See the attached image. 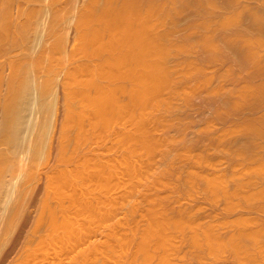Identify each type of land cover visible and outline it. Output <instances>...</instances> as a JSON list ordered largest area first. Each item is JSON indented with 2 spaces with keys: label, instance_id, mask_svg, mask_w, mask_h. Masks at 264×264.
<instances>
[{
  "label": "bare ground",
  "instance_id": "bare-ground-1",
  "mask_svg": "<svg viewBox=\"0 0 264 264\" xmlns=\"http://www.w3.org/2000/svg\"><path fill=\"white\" fill-rule=\"evenodd\" d=\"M73 1V0H71ZM68 0L67 1H63V0H0V57H5L6 59H4L6 65L8 66L9 70V74L7 76V78H4L2 75V71L1 69L3 70V68L6 66L3 65V63L0 64V67L3 65L2 68H0V126H1V129H0V211H2V215H0V231H1V225L5 228V232L3 231L2 234L4 233H8L11 229H6L9 225V223L11 224L9 227L12 226V220H13V223H14V216L16 218V216L18 215H15L16 212H18L17 210H21V200H20V197H21V191L22 190H25V188H23V181H24V178H22V175L24 174L23 170L25 168H27V172L28 170H32L33 169V166L34 163L36 160L38 161V156L36 155H39L42 153L43 155V150H44V144L47 142V137H46V134L48 135V127H50L48 123H50V121L52 120L51 117L53 116L52 115V109L54 108L53 106L55 105V97H54V85H55V82H56V78L58 77L57 72H60L58 71V68L61 69L62 68H65L66 64L70 63V60L73 59V63L76 61L78 64L76 65H73L72 63L69 65V66H72V68L68 69H61L65 72V70H68L66 71L65 73H63V75L67 74V77L64 76V78L66 77V81L64 80V83L65 85L63 84L62 86L63 89L65 90V95H66V100H65V103H66V107H67V111L65 110V112L67 113V118L66 120L64 121V124L63 127L65 128V126H67L68 128H72V126L78 128V131L79 132H76V133H79V139H78V143L79 142H83L84 140L86 141L88 139V142L89 140L91 139V137L95 138L96 140V136H100V135H95V132L98 130L102 131V132H106V131H110L109 129H111L112 125L115 123V122H118V120L120 119H125V124L126 123H129L131 122L133 127L130 126L131 128H135V131L133 129H128V131L125 133V131L127 130L128 128V124H126V130L122 133H124V146L126 145L129 149L128 151L130 152V158L131 156H134L136 154V151H138L139 153L143 152V151H139V149L141 148L142 150H144V152H146L147 154L151 155L154 154L157 150V147L159 145V140H150L148 137L149 135H152V134H147V132L149 130V126L152 125L151 124V121L153 120V117L152 115L150 116V112L149 111H153V110H159L162 106H165L166 109H169L171 108L170 106L173 105V103L176 101L175 98L178 96V97H184V96H187L185 97L186 101H187V98H188V94L186 93V91L184 90H180L178 89V86H181V85H178L179 82H178V75L177 73L175 72V70H172L174 67L170 68V63H169V57L172 53V46L170 44V40L168 38V35L167 33H165L164 31L160 32L161 30V26L166 22V21H170V11H168L169 14H167V8H168V5L169 7L171 5L174 4V2L176 3V0H172L171 1V5L168 4L167 7H165L164 5H162V2L161 3V0H88L89 2H86L87 6H84V9L83 7H80L82 8V10H80V8L78 7L77 10L79 11H82L79 15H78V12H76V7L74 2L76 0L73 1V3ZM87 1V0H86ZM205 1V4H209L210 6L213 5L214 1L215 0H204ZM202 1V2H204ZM226 1V0H224ZM77 2V1H76ZM178 2V1H177ZM184 2V0H183ZM199 2V1H198ZM201 2V3H202ZM70 3V4H69ZM72 3V5H71ZM186 3V1L184 2ZM183 3V5H184ZM69 4V5H68ZM84 3V5H86ZM176 4H180L182 5L181 1L179 3H176ZM197 4V3H196ZM203 4V3H202ZM77 5V3H76ZM175 5V4H174ZM83 6V5H82ZM185 6V5H184ZM183 6V8H184ZM174 7V6H173ZM178 7V6H176ZM182 7V6H181ZM75 8V9H73ZM172 8V7H171ZM186 8V7H185ZM215 8V7H214ZM75 10V14L73 10ZM179 9V8H178ZM176 9V11L178 10ZM73 11V13H72ZM183 11V10H182ZM174 13V12H172ZM178 13V11H177ZM74 15H77V16H74ZM172 15V14H171ZM176 15V14H175ZM180 15V14H179ZM234 15V14H233ZM242 15V14H241ZM240 15V16H241ZM252 25H250L251 29L250 30H256V31H262L264 32V15H258V14H252ZM73 16V17H72ZM177 16V15H176ZM236 15H234L235 17ZM173 17V16H171ZM233 16L229 18H227L226 20H223L224 21V27L225 26H228L231 22H233L234 18ZM75 18V20H74ZM177 18V17H175ZM174 18V19H175ZM238 19V18H237ZM236 19V20H237ZM177 20V19H176ZM173 21V19H172ZM222 21V22H223ZM72 22H74L75 25H73L74 27L76 26V28H74L75 32H76V41H78V45L76 44V50L75 52H72L69 54V56H66V48L63 47L64 46V38L66 37L65 33H64V30L65 28L67 27L68 28V24H73ZM171 22V21H170ZM174 22V21H173ZM168 23V22H167ZM172 23V22H171ZM170 23V25H171ZM69 24V25H70ZM178 24V23H177ZM182 24V23H181ZM206 24V23H205ZM166 25V24H165ZM179 25V24H178ZM193 25V24H192ZM72 26V27H73ZM169 26V25H168ZM176 26V25H175ZM71 28V26H69ZM164 27V25H163ZM188 27V26H187ZM160 28V29H159ZM167 28V27H166ZM173 28V27H171ZM186 28V27H185ZM191 28V27H190ZM195 28V27H194ZM197 28V27H196ZM200 28V27H199ZM205 28V27H204ZM168 29V28H167ZM189 29V28H188ZM208 29V28H207ZM67 30V29H66ZM65 30V31H66ZM69 30V28H68ZM71 30V29H70ZM164 30V29H163ZM173 30V29H172ZM187 30V29H186ZM185 30V31H186ZM198 30V29H197ZM201 30V29H200ZM166 31V30H165ZM174 31V30H173ZM191 31V30H190ZM239 31V30H238ZM167 32V31H166ZM170 32H171V29H170ZM237 31H235L236 33ZM67 33V32H66ZM169 33V32H168ZM189 33V32H188ZM243 33V32H241ZM185 35H187L185 32L183 33ZM189 35V34H188ZM240 35V34H239ZM238 35V36H239ZM65 36V37H64ZM68 36V35H67ZM171 36V34H170ZM184 36V35H182ZM213 36V35H212ZM74 37V38H75ZM180 37V36H179ZM174 38V36H173ZM178 38V37H177ZM186 38V37H185ZM184 38V40H185ZM204 38V36L202 37ZM208 38V35L207 37H205V39ZM172 39V38H170ZM180 39V38H179ZM175 41V42H178V40ZM213 39V38H211ZM67 40V39H66ZM65 40V42H66ZM183 40V41H184ZM208 40V39H207ZM73 41V39H72ZM182 41V40H181ZM198 41V40H197ZM210 41V40H209ZM209 41H205L204 43V49L207 51V52H210L211 50L215 49V46L213 45L212 42H209ZM249 41V40H248ZM203 42V40L201 41ZM173 43V41H172ZM187 43V42H185ZM196 43V42H195ZM66 44V43H65ZM176 44V43H174ZM173 44V46H174ZM198 44V43H197ZM216 44V43H215ZM177 45V44H176ZM224 45L228 48V49H231L233 50L232 51V59H236L237 61L236 62H240L239 63V66H243V67H246V66H258L261 65V61L258 60L260 58H258V50L255 46H264V39H259V38H255V39H252L251 42H246L245 43V46L243 48H240L238 45H235V43H224ZM66 46V45H65ZM180 46V45H179ZM185 46V45H184ZM197 46V45H196ZM202 46V44H201ZM176 47V46H174ZM181 47V46H180ZM194 47V46H193ZM65 48V49H64ZM179 48V47H178ZM183 49H179V51L183 50V51H186L184 49V47H182ZM200 48V47H199ZM264 48V47H262ZM198 49V48H197ZM202 49V48H201ZM202 49V50H204ZM217 49V48H216ZM257 51H256V50ZM64 50H65V53H64ZM176 51V50H175ZM178 51V50H177ZM182 51V53H183ZM193 51V50H192ZM215 51V50H214ZM187 52V51H186ZM190 52V51H189ZM188 52V53H189ZM204 52V51H202ZM69 53V52H68ZM176 53V52H175ZM206 53V52H205ZM215 53V52H214ZM66 54V55H65ZM173 54V53H172ZM192 54V53H191ZM210 54V53H209ZM180 55V54H179ZM215 55V54H213ZM222 55V54H221ZM172 56V55H171ZM178 56V55H177ZM201 56V55H200ZM209 56V55H207ZM68 57L69 60L67 59ZM211 57V56H210ZM80 58V63L79 61H77L76 59ZM83 58V60L81 59ZM172 58V57H171ZM179 58V57H178ZM207 59H209L208 57H206ZM1 59V58H0ZM187 59V58H186ZM204 59V58H203ZM213 57H211L210 60H212ZM66 60H68L66 63ZM172 60V59H171ZM185 60V58H184ZM189 60V58H188ZM82 61V62H81ZM190 61V60H189ZM175 62V61H174ZM182 62V61H181ZM4 63V64H5ZM66 63V64H65ZM184 63V62H183ZM223 63V62H222ZM258 63V64H257ZM192 64V62L190 63ZM66 65V66H64ZM173 65V64H172ZM182 65V64H181ZM184 65V64H183ZM64 66V67H63ZM68 66V67H69ZM174 66V65H173ZM194 65H192L193 67ZM186 67V66H185ZM188 67V68H187ZM186 68H183V70L180 72L181 73V76H189L190 74H194L193 71H196L194 68H189V64L187 65ZM195 67V66H194ZM198 68V67H197ZM59 69V70H60ZM202 69V68H201ZM209 69V68H208ZM181 70V69H180ZM179 71V70H178ZM199 71V69L197 70ZM201 72V71H200ZM213 72V71H212ZM205 73V72H204ZM189 74V75H188ZM197 75V74H196ZM6 76V75H5ZM185 76V77H186ZM193 76V75H191ZM201 76V75H200ZM190 77V76H189ZM199 77V76H198ZM202 77V76H201ZM195 78V77H193ZM187 80V79H185ZM203 80V79H202ZM198 81V80H197ZM207 81V80H206ZM178 82V83H177ZM182 82V81H181ZM57 83V82H56ZM185 83V82H183ZM193 82H191L192 84ZM195 83V82H194ZM204 84V83H203ZM183 85V84H182ZM188 85V84H187ZM260 85V86H259ZM258 85V88H255L253 90L251 89H248L249 91H251V94L255 95L254 93H257L258 97L260 96V99L262 97H264V83H260ZM203 86V85H202ZM183 87V86H182ZM190 87V86H188ZM180 88V87H179ZM199 88V87H198ZM197 88V89H198ZM59 89V88H58ZM201 89V88H200ZM207 89V88H206ZM57 90V89H56ZM60 90V89H59ZM62 90V89H61ZM180 91V92H179ZM248 91V92H249ZM57 92V91H56ZM188 92V91H187ZM61 93V92H60ZM127 95L128 99H127V102L126 103H122L120 102V99L119 96L120 95ZM64 95V94H63ZM190 95V94H189ZM262 96V97H261ZM126 97V96H125ZM197 97V96H196ZM212 97V96H211ZM228 96H225L224 97V104H228ZM179 98V99H180ZM214 98V97H213ZM221 98V97H220ZM123 99H125L123 97ZM177 99V98H176ZM183 99V98H182ZM257 99V98H256ZM175 100V101H174ZM217 100V99H216ZM230 100V99H229ZM123 101V100H121ZM178 101V99H177ZM185 101V100H184ZM192 101V100H191ZM223 101V99H222ZM228 101V102H227ZM256 102L258 100H255ZM182 102V101H181ZM255 102V103H256ZM60 103V102H59ZM232 103V102H231ZM235 103V102H234ZM253 103V104H255ZM262 103V101H261ZM182 104V103H181ZM257 104V103H256ZM260 104V103H259ZM178 105V104H176ZM191 105V104H189ZM230 105L232 108H239L237 105L235 104H228ZM175 106V105H174ZM173 106V107H174ZM229 106V107H230ZM255 106V105H254ZM62 107V106H61ZM64 107V106H63ZM165 107H162L165 109ZM58 108V107H57ZM65 109V108H64ZM181 109V108H180ZM185 109V108H184ZM177 110V109H176ZM161 111V109H160ZM159 111V113H160ZM167 111V110H166ZM164 111V112H166ZM171 111V110H169ZM183 111V110H182ZM239 111V110H238ZM62 112V111H61ZM163 112V110H162ZM161 112V113H162ZM163 112V113H164ZM172 112V111H171ZM184 112V111H183ZM181 112V113H183ZM152 113V112H151ZM160 113V114H161ZM169 113V112H168ZM176 113V112H175ZM178 113V112H177ZM180 113V111H179ZM55 114V113H54ZM155 114H157L155 112ZM167 114V113H166ZM66 115V114H65ZM64 115V116H65ZM63 116V115H62ZM155 116V115H154ZM165 116V115H164ZM175 116H178L175 115ZM50 117V119H49ZM157 117V116H156ZM172 117V116H171ZM183 117V116H182ZM155 118V117H154ZM159 118V117H158ZM161 118V117H160ZM170 118V116H169ZM168 119V118H167ZM171 119V118H170ZM49 120V121H48ZM54 120V119H53ZM157 120V118H156ZM155 120V121H156ZM164 120V119H163ZM61 121V120H60ZM61 121V122H63ZM162 121V120H161ZM168 121H171V120H168ZM52 122V121H51ZM56 122V121H55ZM89 123L90 125V128L86 127L85 126V123ZM160 122V121H159ZM158 122V123H159ZM175 122V121H174ZM257 122H260L259 126L256 127H252V129H249V130H252L250 131L251 132V135L253 136H248V137H241V139H238V144L236 145V147L238 146V149L240 152V156H241V160L242 161L241 163H243L245 165V162L247 160V163L248 161L251 162L250 159H253L254 156H252L253 154L254 155H257V153L255 154V151L254 150V146H253V143L251 144L248 140L249 138L251 137H254L256 136L257 138H264V117H262V120L260 119L259 121ZM256 122V123H257ZM119 123V122H118ZM130 123V125H131ZM157 123V121H156ZM171 123V122H170ZM117 125V123H115ZM180 124V123H179ZM242 124V123H241ZM253 124V123H252ZM115 125V126H116ZM122 125V124H121ZM154 125V124H153ZM247 125V124H246ZM166 126V125H165ZM164 126V127H165ZM168 126V125H167ZM66 127V128H67ZM117 127V126H116ZM124 128V126H122ZM129 127V128H130ZM159 127V126H158ZM172 127V126H171ZM180 127V126H179ZM51 128V127H50ZM60 128V127H59ZM86 128L88 130H86ZM161 128V126H160ZM47 129V130H46ZM90 129V131H89ZM113 129V128H112ZM166 129V128H165ZM247 129V130H248ZM66 130V129H65ZM64 130V133L66 134ZM74 130V129H73ZM117 130V129H115ZM124 130V129H123ZM153 131V129H151ZM160 130V129H159ZM167 130V129H166ZM172 130V129H171ZM183 130V129H182ZM181 130V131H182ZM68 131V130H66ZM71 131V130H70ZM68 131V132H70ZM77 131V130H76ZM112 131V130H111ZM130 131H133L135 133H132ZM243 131V130H242ZM52 132H53V129H52ZM51 132V133H52ZM60 133V131H58ZM63 132V131H61ZM101 132V133H102ZM116 132V131H115ZM148 132V133H149ZM163 131L161 130V133ZM167 132V131H166ZM169 132V130H168ZM171 132V131H170ZM233 132V131H232ZM240 132V131H239ZM244 132V131H243ZM72 133V132H71ZM98 133V132H97ZM122 133H121V136H122ZM245 133V132H244ZM50 134V132H49ZM53 134V133H52ZM68 134V133H67ZM70 134V133H69ZM160 134V133H159ZM168 134V133H167ZM105 135V134H103ZM102 135V136H103ZM109 135V134H108ZM164 135V134H163ZM173 135V134H172ZM227 135V134H226ZM239 135V134H238ZM245 136H247L246 134H244ZM243 135V136H244ZM249 135V134H248ZM61 136V135H60ZM70 136V135H69ZM113 136V135H112ZM118 136V135H116ZM154 136V134H153ZM158 136V135H156ZM50 137V136H49ZM62 137H64L62 135ZM74 138V135L72 136ZM106 137V135H105ZM160 137V136H159ZM178 137V136H177ZM235 137V136H234ZM46 138V139H45ZM77 138V137H76ZM75 138V139H76ZM152 138V137H150ZM163 138V136H162ZM168 138V137H166ZM230 138V137H229ZM44 139L46 142H44ZM66 139V138H65ZM68 139V138H67ZM71 139V138H69ZM98 139V138H97ZM100 139V138H99ZM102 139V137H101ZM113 139V138H112ZM116 139V138H114ZM119 139H121V137H119ZM123 139V138H122ZM121 139V140H122ZM155 139V138H154ZM159 139V138H158ZM161 139V138H160ZM222 139V138H221ZM63 140V139H62ZM73 140V139H72ZM93 140V139H91ZM93 140V141H95ZM109 140V139H108ZM119 140V142L121 141ZM138 140L137 142V148L138 150H136V145H133L134 142ZM163 139H161L160 141H162ZM166 140H169V139H166ZM165 140V141H166ZM176 140V139H175ZM227 140V139H226ZM65 141V140H63ZM77 142V140H75ZM74 141V142H75ZM84 141V142H85ZM97 141V140H96ZM113 141V140H112ZM171 141H173L171 139ZM182 141V140H181ZM215 141V140H214ZM44 142V143H43ZM62 142V141H61ZM72 142V141H71ZM87 142V141H86ZM118 142V143H119ZM123 142V141H122ZM191 142V141H190ZM216 142V141H215ZM233 142V140H232ZM232 142H231V145H232ZM262 142V140H261ZM43 143V145H42ZM63 143V142H62ZM91 143V142H90ZM98 143V142H97ZM101 143V142H100ZM111 143V142H110ZM214 143V142H213ZM68 144V143H67ZM77 144V143H76ZM82 144V143H81ZM88 145V143H85ZM92 144V143H91ZM90 144V145H91ZM113 144V143H112ZM121 143V145H123ZM136 144V143H135ZM164 145V143H161V145ZM174 144V143H173ZM176 144V143H175ZM72 145H74L72 143ZM80 145V144H78ZM116 145V144H115ZM196 145V144H195ZM198 145V144H197ZM200 145V144H199ZM214 145V144H213ZM217 145V144H216ZM261 145V144H260ZM259 145V147H260ZM43 148V150L40 152V148ZM46 146V145H45ZM50 146V145H49ZM65 146V144H64ZM93 146V145H92ZM98 146V145H97ZM108 146V143L107 145L105 146V148H107ZM111 146V145H110ZM175 146V145H173ZM173 146H170L171 149ZM183 146V145H182ZM190 146V145H189ZM193 146V145H192ZM202 146V145H201ZM70 147V146H69ZM76 147V146H74ZM90 147V146H89ZM104 147V146H103ZM118 147V146H117ZM161 147V146H160ZM230 147V146H229ZM236 147H235V150L233 149L232 152L236 151ZM262 148H264V146L261 145ZM41 148V149H42ZM59 147H57V150H58ZM60 148L62 149V147L60 146ZM79 148V147H78ZM96 148V147H95ZM98 148V147H97ZM96 148V149H97ZM100 148V147H99ZM102 148V147H101ZM110 148V147H109ZM115 148V147H114ZM162 148V147H161ZM234 148V147H233ZM64 149V148H63ZM62 149V150H63ZM66 149V148H65ZM73 149V147H72ZM80 149V148H79ZM82 149V147H81ZM86 149V148H85ZM90 150V148H88ZM113 149V147H112ZM111 149V150H112ZM121 149V148H120ZM170 149V148H169ZM180 149V148H179ZM237 149V150H238ZM69 150V148H68ZM67 150V151H68ZM83 150V149H82ZM81 150V151H82ZM100 150V149H99ZM103 150V149H102ZM124 150V149H123ZM186 150V149H185ZM208 150V149H206ZM219 150V149H218ZM221 150V149H220ZM226 150V149H225ZM241 150V151H240ZM73 151V150H72ZM80 151V150H79ZM86 151V150H85ZM91 151V150H90ZM97 151V150H96ZM107 151V150H106ZM164 151V150H163ZM180 151V150H179ZM197 151V150H196ZM231 151V150H230ZM254 151V152H253ZM38 152H40L38 154ZM46 152V151H45ZM59 152H60V149H59ZM59 152L57 153L59 155ZM64 152V151H63ZM61 154V156L63 154H65V152ZM88 152V151H87ZM94 152V151H92ZM109 152V151H108ZM113 152V151H112ZM143 152V153H144ZM159 152V151H158ZM171 152V150H170ZM173 152V153H172ZM172 154H175L174 151L172 150ZM257 152V151H256ZM68 153V152H67ZM66 153V154H67ZM77 153V152H75ZM105 153V152H104ZM120 153V152H119ZM146 153L145 156H146ZM184 153V152H183ZM192 153V152H191ZM228 153V152H227ZM259 153V152H258ZM48 154V153H46ZM56 154V155H57ZM65 154V155H66ZM69 154V153H68ZM99 154V153H98ZM111 154V153H110ZM123 154V153H122ZM129 154L128 155V158H129ZM161 154V153H159ZM163 154V153H162ZM232 154V153H231ZM238 154V153H236ZM234 153L233 156H236V159H237V155ZM239 154H238V158H239ZM57 155V158H59V156ZM65 155L63 156L62 159L65 158ZM72 155V154H71ZM74 155V154H73ZM90 155V154H89ZM96 155V154H95ZM93 155V156H95ZM102 155V154H101ZM125 155V153H124ZM137 155L138 153L135 155L136 158H137ZM141 155V154H140ZM138 155V156H140ZM169 155L171 156V154L169 153ZM252 158H251V156ZM259 155V154H258ZM257 155V156H258ZM79 156V155H78ZM114 158H115V155H113ZM134 156V158H135ZM142 156V155H141ZM164 156V155H163ZM174 156V155H173ZM176 156V154H175ZM178 156V155H177ZM196 156V155H195ZM194 156V158H195ZM250 156V158H249ZM262 156H264V153H262ZM262 156L260 155V159L262 158ZM38 158V159H35ZM42 158V156H41ZM75 156H73V160H74ZM88 158V156H87ZM85 159L84 160H79L81 161L80 164H77L76 166V176L78 178H80L82 181L86 182V178H87V181L88 179L91 177L92 175V179H93V176H94V179H98V182L100 183L101 186H104L105 189H106V186H108L109 183H111V178L113 173H112V170L110 169L108 171V173H104L105 174V178H103L102 176H100V172L101 169L104 167V164H103V167L100 169V172H98L97 170H94L95 169V166H96V169L99 168V166L97 167V163L95 161L92 162V159H91V156H89V160L88 159ZM100 158H102V156H100ZM103 158L106 159V156H103ZM108 158H109V155H108ZM107 158V159H108ZM123 158V156H122ZM135 158V159H136ZM162 158V156H161ZM184 158V156H183ZM186 158V156H185ZM184 158V159H185ZM198 158V156H197ZM211 158V156H210ZM259 158V156H258ZM47 159V158H46ZM77 159V158H76ZM106 159V160H107ZM112 159V158H111ZM110 159V160H111ZM121 159V158H120ZM124 159V158H123ZM149 159V158H148ZM151 160L153 158H150ZM149 159V160H150ZM165 159H166V156H165ZM182 159V156L181 158ZM200 159V158H199ZM207 158H205L206 160ZM232 159V158H231ZM259 159V160H260ZM35 160V161H34ZM43 160V159H42ZM61 160V159H60ZM66 160V161H65ZM65 160H61V162H67L68 160V163H69V160L70 159H65ZM78 160V159H77ZM91 160V161H90ZM94 160V158H93ZM101 160V159H100ZM116 160V159H115ZM118 160V159H117ZM126 160V159H125ZM147 160V158H146ZM151 160L148 162V165H150L151 163ZM169 160V159H168ZM238 160V161H239ZM257 159V162L259 161ZM55 161V160H54ZM58 161V160H57ZM72 161V160H71ZM97 161V160H96ZM109 161V159H108ZM113 161V160H112ZM111 161V162H112ZM119 161V160H118ZM134 161V160H133ZM142 162V160H140ZM144 161V160H143ZM160 161V159H159ZM164 161V160H163ZM198 161V160H197ZM203 161V160H201ZM254 161V160H252ZM64 162V163H65ZM74 162V161H72ZM78 162V161H76ZM123 162V160L121 161V163ZM132 162V161H131ZM146 162V161H145ZM162 162V161H161ZM166 162V161H165ZM174 162V161H173ZM176 162V161H175ZM180 162V161H179ZM193 162V161H192ZM233 162V161H232ZM256 162V156H255V162L254 163H257ZM261 164L257 163L258 166L256 165V167H254V169H251V171L253 172L252 174H254V176H258L260 175L261 177L264 176V159H262L261 161H259ZM48 163V162H47ZM66 163V164H68ZM90 164V167L89 169H93L92 171L88 170L87 168L89 167L88 164ZM96 165H95V164ZM117 163V162H115ZM127 163V162H126ZM150 163V164H149ZM160 163V162H159ZM194 163V162H193ZM246 163V164H247ZM23 164H26V165H31V166H28L26 167V165H23ZM57 164V163H56ZM70 164V163H69ZM93 164V165H92ZM105 164H106V161H105ZM108 164V163H107ZM119 164V163H118ZM123 164H125L123 162ZM129 165V163H127ZM131 164V163H130ZM135 164V163H134ZM154 164V163H153ZM164 164V163H163ZM172 164V163H170ZM177 164V163H175ZM180 164V163H178ZM183 164V163H182ZM189 164V163H188ZM187 164V165H188ZM243 164H241L240 166H242ZM79 165V166H78ZM87 165V166H86ZM102 165V164H100ZM126 165V166H128ZM145 165V164H143ZM147 165V164H146ZM160 165V164H159ZM167 165V164H166ZM185 165V164H184ZM237 165V166H236ZM239 164H235L236 167L239 168L238 166ZM243 165V166H244ZM35 166V165H34ZM38 165H36L37 167ZM42 166V165H41ZM161 166V165H160ZM175 166V165H174ZM191 166V165H190ZM198 166V165H197ZM246 166V165H245ZM39 167V166H38ZM55 167V166H54ZM61 167V165H60ZM73 167V166H72ZM93 167V168H92ZM109 167V166H108ZM117 167V166H116ZM122 167H125V166H121L119 168H121L122 170L124 168ZM140 167V166H139ZM147 167V166H146ZM150 167V166H148ZM166 167V166H165ZM182 167V166H181ZM62 168H64L62 166ZM70 168V167H69ZM105 168V167H104ZM132 168V167H131ZM153 168V167H152ZM232 168V167H231ZM235 168V167H233ZM232 168V169H233ZM244 168H246L245 170H243ZM242 167L241 171H246L248 169V167ZM61 169V168H60ZM71 169V168H70ZM120 169V170H121ZM126 170H128L126 167H125ZM134 169V168H133ZM139 169V168H138ZM145 170V167L142 168ZM141 169V170H142ZM148 169V168H147ZM167 169H170L169 166L167 167ZM166 169V170H167ZM176 169V168H175ZM183 169V168H182ZM190 169V167H189ZM194 170V168H192ZM231 169V172H233ZM237 169V168H236ZM26 170V169H25ZM24 170V171H25ZM29 170V171H30ZM87 170V171H86ZM136 170V169H135ZM165 170V169H164ZM163 170V171H164ZM207 170V169H206ZM235 170V169H233ZM238 170V169H237ZM42 171V170H41ZM53 171V170H52ZM58 171V170H56ZM73 171V173L75 172ZM90 171V172H88ZM131 171V170H130ZM174 171V169H173ZM197 171V170H196ZM240 171V170H239ZM242 171V172H243ZM248 171L247 170V174H248ZM250 171V173H251ZM26 172V174H27ZM32 172H35V170H33ZM31 172V173H32ZM55 172V171H54ZM66 171L62 172L63 174L65 173ZM115 172V171H113ZM133 171H131V173H133ZM146 171H144L145 173ZM159 172V171H158ZM175 172V171H174ZM173 172V173H174ZM181 172V171H180ZM185 172V171H184ZM195 172V171H194ZM194 172H190L188 175H194L192 173ZM242 172H240V174H242ZM41 173V172H40ZM49 173V172H48ZM57 173V172H56ZM71 172H69V175H70ZM89 173V174H88ZM126 173V171L124 172ZM129 173V172H128ZM142 173V171H141ZM143 173V174H144ZM161 173V171H160ZM168 173V172H167ZM171 173V171H170ZM198 173V172H197ZM249 173V174H250ZM256 173V175H255ZM137 174V173H136ZM154 174V173H153ZM153 174L151 177H153ZM178 174V173H177ZM199 174V173H198ZM205 174V173H204ZM212 174V173H211ZM210 174V175H211ZM232 174V173H231ZM235 174V173H234ZM239 174V172L237 173L238 176L241 177V175ZM251 174V175H252ZM65 175H68V172L67 174L65 173ZM88 175L90 176L88 178ZM147 175V173H146ZM197 175V174H196ZM214 175V174H213ZM212 175V176H213ZM220 175V174H219ZM230 175V174H229ZM244 175V173H243ZM242 175V177L246 180H249L248 178H245L244 176ZM24 176V175H23ZM27 176V175H25ZM33 177V174L30 175ZM37 176V175H36ZM133 176H136V175H133ZM142 176V175H141ZM145 176V175H144ZM163 176V175H162ZM181 176V175H180ZM232 176V175H231ZM236 176V175H235ZM236 176V177H238ZM253 176V175H252ZM251 176L252 179H254L253 177ZM256 176V177H257ZM260 176H258V178H260ZM31 177V178H32ZM54 177V176H53ZM60 177V175H59ZM70 177V176H69ZM68 177V178H69ZM72 177V176H71ZM115 177V176H114ZM129 177L131 178L132 177V174L129 175ZM150 177V176H149ZM150 177V178H151ZM175 177V176H174ZM233 177V176H232ZM235 177V178H236ZM239 177V178H240ZM241 177V178H242ZM50 178V177H49ZM62 179H59L61 180L60 181V184H55V187L57 189L58 186H60V188H62V183H63V186L65 185H68L69 183V179L68 178H65V177H61ZM121 178V177H119ZM124 178V177H123ZM128 178V177H127ZM168 178V177H167ZM170 178V177H169ZM173 178V177H172ZM179 178V177H178ZM190 178V177H189ZM220 178H222V176H220ZM220 178H216V177H210L209 179L206 178V181H205V178L204 177H201V179L203 181H205V184L206 185V189L208 191L209 194H211L210 197H213L214 199L217 198V197H222V198H225L226 196V200L228 198V200L230 199V204H225L228 208H225L227 211H232L234 207H236V205H234V201H235V195L240 191L239 189H243L244 188V191H242V193H245L244 195H242V193L239 195L238 193V198L240 199L239 201L241 203H243V200L245 202V204H247V208L248 209H255L256 210V207H257V210L258 212H264V209H261L262 205V200H264V187H259V188H255L256 190L258 189L259 192L256 190L253 189L254 192L251 193L252 191V188H250L249 186H252V184H256L257 187L259 186L257 183H252V179L250 180L251 182L248 183L247 182H244V179H240V180H237L235 181L236 179L235 178H232V179H235L234 181L237 182V186L235 184V190H233V192H237V193H232L231 190H227V187L224 188L227 184L226 183H223V182H226L224 179L225 178H222V180ZM230 178V177H229ZM249 178H250V175H249ZM264 178V177H262ZM29 179V178H28ZM40 179V178H39ZM91 178L89 180H92ZM93 179V180H94ZM116 179V177H115ZM118 179V178H117ZM134 180V178H132ZM131 179V180H132ZM137 179V176L136 178ZM184 179V178H183ZM186 179V178H185ZM200 179V178H199ZM230 179V180H232ZM23 180V181H21ZM51 180V179H49ZM59 180H56L57 182ZM71 180V179H70ZM92 180V181H93ZM160 180H163V179H160ZM228 180V179H227ZM258 180H262V179H258ZM55 181V182H56ZM118 181V180H117ZM136 181V180H135ZM151 181V180H150ZM181 181V180H180ZM183 181V180H182ZM187 181V180H186ZM190 181H191V178H190ZM229 181V180H228ZM227 181V182H228ZM23 182V183H22ZM26 182V181H25ZM32 182V181H31ZM44 182V181H43ZM53 182V183H55ZM56 182V183H57ZM75 182V181H74ZM79 182V181H78ZM84 182H83V185H84ZM90 181L87 182V184L89 183ZM95 182V181H94ZM113 182V180H112ZM131 182V181H130ZM142 182V181H141ZM162 182H165L162 181ZM162 182L160 183L159 181H157V186L158 185H162ZM173 182V181H172ZM189 182V180H188ZM193 181L189 182L188 184L191 185ZM197 182V181H196ZM234 182V183H235ZM255 182V181H254ZM262 182H264V180H262ZM45 183V182H44ZM47 183V182H46ZM51 183V182H50ZM120 183V182H119ZM132 183H137V182H132ZM130 183V184H132ZM143 183V182H142ZM155 183V184H156ZM160 183V184H159ZM167 183V181H166ZM252 183V184H251ZM27 184V183H26ZM29 184V183H28ZM48 184V183H47ZM73 184V183H71ZM82 184V183H81ZM85 184L87 187L88 185ZM93 184V183H91ZM151 184V183H150ZM170 184V183H169ZM167 184V185H169ZM179 184V183H178ZM182 184V183H181ZM180 184V185H181ZM187 184V185H188ZM202 184V183H201ZM225 184V186H224ZM250 184V185H249ZM52 185L54 184H51V187H47V192H48V189H50L51 191V188ZM90 185V184H89ZM118 185V184H117ZM136 184H134L135 186ZM154 184H152L153 186ZM171 185V184H170ZM188 185V186H189ZM261 185V184H260ZM26 186V185H25ZM33 186V185H32ZM94 186V185H93ZM100 186V187H101ZM120 186V185H119ZM126 186V185H125ZM156 186V185H155ZM185 186V185H184ZM183 186V187H184ZM197 186V185H196ZM264 186V185H262ZM30 187V186H29ZM45 187V186H44ZM71 187V185H70ZM70 187H63L66 194L63 193L64 190H63V194L66 195L63 196L61 195L62 197H65V199L68 197V199H73L72 201H70L72 204L75 203L77 205V209L76 211H74L73 213H75V216H82V214H84L85 212H88L90 214V216H92L93 220H102L104 219L107 214L110 215L109 211H110V208H108L107 206L108 205H105L104 208H99L97 205H95L93 199V195L96 194H92L90 192V190H86L88 191L87 195H90L91 197L88 198V196H85V197H80V198H74L72 197L71 195H67V191L70 189ZM111 187V186H110ZM109 187V188H110ZM116 187V185H115ZM145 187V186H143ZM142 187V189H143ZM194 187V186H193ZM229 187V186H228ZM249 187V189L251 190H247ZM253 187V186H252ZM23 188V189H22ZM27 188V187H26ZM59 188V187H58ZM62 188V189H63ZM68 188V189H67ZM71 188H74V185H72ZM90 188V187H89ZM120 188V187H119ZM160 188V187H159ZM179 188V186H178ZM247 188V189H246ZM86 189V188H85ZM102 189V188H101ZM103 189V192L104 190ZM127 189L128 191H125V195L127 196L126 192H130L131 190L128 188H125ZM199 189V188H198ZM197 189V190H198ZM201 189V188H200ZM230 189V187H229ZM28 190V189H27ZM54 190V193H57L59 192V194H54L53 191H51V195L50 193L48 192V196L52 199L54 197H56L57 195L59 196L60 195V192L62 191H55V189H52ZM76 190V189H75ZM79 190V189H78ZM118 190V189H117ZM130 190V191H129ZM136 190V189H135ZM149 190V189H148ZM156 190V189H155ZM164 190V189H163ZM178 190V189H176ZM193 190V188H192ZM70 191V190H69ZM68 191V192H69ZM102 191V190H101ZM100 191V193H101ZM106 191V190H105ZM116 191V190H114ZM120 191V190H119ZM122 191V190H121ZM140 191V190H139ZM150 191V190H149ZM152 191V189H151ZM160 191V190H159ZM171 191V190H170ZM175 191V189H174ZM172 191V192H174ZM179 191V190H178ZM176 191V192H178ZM200 191V190H199ZM228 191L229 192V195H228ZM250 191V193H249ZM74 192V190H73ZM81 192V191H80ZM118 192V191H117ZM116 192V193H117ZM141 192V191H140ZM146 192V191H144ZM153 192V191H152ZM163 192V191H162ZM166 192V191H165ZM171 192V193H172ZM196 192V190L194 191ZM248 192V193H246ZM17 193V195H16ZM21 193V194H20ZM24 193V191H23ZM30 193V192H29ZM46 192L44 191V194ZM75 193V192H74ZM114 193V192H113ZM120 193V192H118ZM131 193V192H130ZM180 193V192H179ZM32 194V192H31ZM47 194V193H46ZM86 194V193H84ZM102 194V193H101ZM107 194V193H106ZM105 196H108L106 195ZM141 194V193H140ZM149 194V192H148ZM147 194V195H148ZM155 194V193H154ZM164 194V193H163ZM193 194V193H192ZM204 194V193H203ZM231 194L233 196H231ZM30 195V194H29ZM56 195V196H55ZM81 195V194H80ZM146 195V194H145ZM172 195V194H171ZM183 195V194H182ZM206 195V194H205ZM220 195V196H219ZM225 195V196H224ZM246 195V196H245ZM17 196V197H16ZM20 196V197H19ZM24 196V194H23ZM54 196V197H52ZM57 196V197H58ZM59 197L57 198L56 200H58L59 202L61 201V199H64L62 197ZM104 196V195H103ZM150 196V195H149ZM168 196V195H166ZM203 196V195H202ZM224 196V197H223ZM237 196V195H236ZM239 196H242V197H239ZM244 196V198H243ZM13 197H15V199H17L19 197V203H20V206H18V203L15 204L16 206L18 207H15V210L16 212L14 211V208L12 207V209H9L11 205V203H13V201L15 202V200H13ZM37 197V196H36ZM47 197V195L45 196ZM48 197V198H49ZM97 197V196H96ZM101 197V196H100ZM111 197V196H110ZM136 197H137V194H136ZM141 197V196H140ZM148 197V196H147ZM157 197V196H156ZM164 197V196H163ZM207 197V196H206ZM231 197H234L231 198ZM49 198V199H50ZM109 197H107V200H108ZM119 198V197H118ZM154 198V197H153ZM237 198V199H238ZM48 199V200H49ZM97 199V198H96ZM95 199V201H96ZM105 200V198H103ZM114 199V198H113ZM117 199V198H116ZM132 199V198H131ZM141 199V198H140ZM155 199H158V198H155ZM159 199H160V196H159ZM200 199V198H199ZM233 201H232V200ZM236 199V200H237ZM243 199V200H242ZM257 201H256V200ZM261 199V201L259 200ZM13 200V201H12ZM47 200V198H46ZM55 200V199H53ZM112 200V199H111ZM110 200V201H111ZM153 200V199H152ZM17 201V200H16ZM23 201V200H22ZM28 201V199H27ZM39 201V200H38ZM100 201V200H99ZM109 201V200H108ZM109 201V203H110ZM113 201V200H112ZM148 201V200H147ZM147 201H145V204L147 203ZM156 201V200H154ZM160 200H157L156 203L158 204ZM168 201V199H167ZM210 201H212L210 199ZM260 203L261 202V206L260 205H257L256 203ZM260 201V202H258ZM37 202V201H36ZM44 202V201H43ZM50 202V201H49ZM62 202V201H61ZM69 202V201H68ZM125 202H126V199H125ZM135 202V201H134ZM175 202V201H174ZM208 202V200H207ZM225 202V201H224ZM233 202V203H231ZM254 202V203H252ZM94 203V204H93ZM123 203V202H122ZM150 203V204H149ZM149 205H147L148 209L146 208V215L143 213V215L145 216V218L147 220H144L146 221L145 225L146 227L144 228V231L142 232V234L139 236L141 237V239H137V246L135 244V242L133 243L135 246H136V249H135V246H134V250H133V253L134 255L131 256L130 260H129V264H148L150 263L154 258H155V255H158L159 253V260L156 264H175L172 260H174L175 262L176 261V257H175V253L176 251H174V248L177 244V240H178V237H177V240L175 239L177 236L176 234L178 233L179 235H181V237L183 236L184 237V232L187 231V233H185V236H187L188 233H192L191 234V237L190 235L188 236V238L190 237V241L188 239V241L190 242V244L192 245L193 248L197 247V248H207L209 251L208 254H212L211 256L213 257H220L222 256L221 254L223 253L222 251H224L226 253V251L228 250L230 254H234V260L237 258L239 260H242L244 259V262L242 263V261L240 262V264H247L245 262H247L246 260H248V262H252L254 264H262V260L260 261V259H264V223H262V225L260 226V223L262 222V220H264V217H261V221L260 220H257L256 222V218L254 219V221L250 222V220H253V218H244V219H238V220H242V221H238L241 222V225L245 224L244 226H241V227H238L237 229V232H236V226L234 228V232L235 234L229 236V237H225V238H221V234L219 235L220 231L219 229L217 228H221V226H219L220 224H215V226H213L214 224L213 223H208V224H204V225H198L196 226L197 224H195L194 222H191L193 221V219H191V216L190 215H187V216H184L185 217V220H182L181 218H183V216L180 218V219H175L176 221H174V219H170L168 217H166V213H162L164 210L160 209L161 208V205L162 203H159L158 205L160 207L157 206V204L155 205L154 202L150 201ZM152 203V204H151ZM176 203V202H175ZM174 203V204H175ZM192 203V202H191ZM25 204V203H24ZM59 204V203H58ZM69 204V203H67ZM105 204H107V202H105ZM111 204V203H110ZM166 204V203H165ZM189 204V203H188ZM197 204V203H196ZM200 204V203H199ZM237 204V203H236ZM253 204V206L251 205ZM255 204V206H254ZM28 205V204H27ZM52 205V204H51ZM63 205V204H61ZM138 205V204H137ZM155 205V206H154ZM183 205V204H182ZM203 205V204H202ZM206 205V204H205ZM251 205V206H250ZM47 205L43 203V208L45 210V208ZM67 206V205H65ZM113 206V205H112ZM157 206V207H156ZM187 206V205H186ZM192 206V205H191ZM208 206V205H207ZM234 206L232 209L231 207ZM243 206V205H241ZM28 207V206H27ZM58 207V206H57ZM56 207V208H57ZM64 207V205H63ZM68 207V206H67ZM124 207V206H122ZM126 207V206H125ZM132 207V206H130ZM135 207V205L133 206V208ZM175 207V206H174ZM239 207V206H238ZM252 207H255V208H252ZM259 207V208H258ZM18 208V209H17ZM38 208V207H37ZM71 208V207H69ZM76 208V207H73L72 208V211L73 209ZM113 208V207H112ZM137 208V207H136ZM158 208L161 210H158ZM29 209V208H28ZM48 209V208H47ZM64 209V212L67 211L66 208H63ZM135 209V208H134ZM140 209V208H138ZM211 209V208H210ZM220 209V208H219ZM224 209V210H225ZM240 209V208H239ZM260 209V211H259ZM42 210V209H41ZM40 210V211H41ZM43 210V211H44ZM56 210V209H54ZM61 210V209H59ZM70 210V209H68ZM75 210V209H74ZM111 210H116L115 209H111ZM128 210V209H127ZM136 210V209H135ZM132 209V213L135 211ZM176 210V209H175ZM197 210V209H196ZM207 210V209H206ZM225 210V211H226ZM256 210V211H257ZM23 211V210H22ZM21 211V212H22ZM57 211V210H56ZM120 211V210H119ZM121 211H123L121 209ZM137 211V210H136ZM212 211V210H211ZM226 211V212H227ZM20 212V213H21ZM45 212V211H44ZM50 212H52L50 214ZM48 212V217L52 216L51 218H49L48 220V223L51 227L48 226V229L49 228H54L53 230H55V227H58L59 229L62 228L63 224L62 223V226H60V224L57 226L54 224V221L52 220V218H55L53 215V211H50ZM116 212V211H115ZM113 211V213H115ZM128 212V211H127ZM130 212V211H129ZM142 212V211H141ZM165 212V211H164ZM244 212V211H243ZM254 212V211H253ZM42 213V212H41ZM63 213V212H62ZM112 211H111V214H113ZM189 213V212H188ZM205 213V212H204ZM232 213V212H231ZM236 213V212H235ZM234 213V214H235ZM18 214V213H16ZM53 214V215H52ZM65 214V213H64ZM71 213H68V217L72 216L70 215ZM116 214V213H115ZM126 214V213H125ZM173 214V213H172ZM221 214V213H220ZM108 215V216H109ZM134 215V213H133ZM164 215V216H163ZM259 215V214H258ZM23 216V215H22ZM67 216V215H66ZM74 214H73V217H75ZM108 216H107V220L109 222V219H108ZM117 216V215H116ZM120 216V215H119ZM124 216V215H123ZM137 216V214H136ZM198 216V215H197ZM245 216V215H244ZM72 217V218H73ZM113 217V215L110 217V219ZM115 217V216H114ZM129 217V215H128ZM131 217V216H130ZM139 217V216H138ZM163 217H166L168 219L165 220V218ZM175 217V216H174ZM187 217V219H186ZM228 217V216H227ZM18 218V217H17ZM76 218V217H75ZM75 218L73 219V223H77V220H75ZM88 218V217H87ZM118 218V217H117ZM121 218V216H120ZM127 218V217H126ZM135 216L133 217V219L130 218V223H134L133 220H134ZM140 218V217H139ZM200 218V217H199ZM220 218V217H219ZM229 218V217H228ZM239 218H243V217H239ZM66 219V218H65ZM68 219V218H67ZM71 218H69L68 221H71L70 220ZM91 219V217H90ZM170 219V220H169ZM211 219V218H210ZM214 219V218H213ZM218 219V218H217ZM226 219V218H225ZM230 219V218H229ZM19 220V219H18ZM85 220V219H84ZM105 219V221H107ZM119 220V219H118ZM122 220V219H121ZM132 220V221H131ZM143 220V219H142ZM169 220V222H168ZM191 220V221H190ZM219 220V219H218ZM46 221V220H45ZM91 221V220H90ZM136 221V220H134ZM140 221H141V218H140ZM143 221V222H144ZM172 221V222H171ZM237 221L236 219L234 220V222L231 223V225H233L232 227H234V225L237 224ZM20 222V221H19ZM42 222V221H41ZM52 224H51V223ZM85 222V221H84ZM88 222V221H87ZM114 222V221H113ZM121 222V221H119ZM119 222H118V225L117 223H114L117 228L120 227L119 225ZM128 221H126L125 223H128ZM195 224L196 227L199 228L200 230V226H204L206 228H202V230H200V232L198 231V228L196 230V227L191 226V224ZM214 222V221H213ZM226 222V221H225ZM230 222V221H229ZM236 222V223H235ZM243 222V223H242ZM248 222H250L251 224L252 223H256L254 225L251 226V224L249 225V227L251 226L252 228H249L248 227ZM259 222V223H258ZM36 223V222H35ZM56 223V222H55ZM66 223V222H65ZM72 223V221H71ZM75 223V224H76ZM94 223H97V222H94ZM93 223V224H94ZM99 223V222H98ZM122 223V222H121ZM124 223V222H123ZM137 223H138V220H137ZM203 223V222H202ZM220 223V222H219ZM227 223V222H226ZM70 224V223H69ZM73 224V227L74 225ZM88 224V223H87ZM91 224V222H90ZM132 224V225H134ZM223 224V223H222ZM240 224V223H239ZM238 224V225H239ZM34 225H39V224H34ZM55 225V226H54ZM66 225V224H65ZM64 225V226H65ZM112 225V224H111ZM127 225V224H126ZM126 227V228H132V225L131 227ZM140 225V224H139ZM144 225V224H143ZM210 225H212L210 227ZM225 225V223H224ZM237 225V226H238ZM247 225V226H246ZM42 226V225H41ZM54 226V227H53ZM116 226H112L113 229H115L114 227ZM119 226V227H118ZM124 226H121V230H124ZM138 227V225H136ZM135 226V228H136ZM189 226V227H187ZM240 226V225H239ZM257 226V227H256ZM260 230H259V227ZM17 226H15L16 228ZM44 227V226H43ZM84 227V226H83ZM111 227V228H112ZM142 227V226H141ZM215 227V228H213ZM231 227V228H232ZM243 227V228H242ZM256 227V228H255ZM56 228V229H58ZM71 230L73 229L71 226H70ZM79 228V227H78ZM82 228V227H81ZM88 228V226H87ZM94 228V226H93ZM98 228V227H97ZM107 228V227H106ZM116 228V229H117ZM124 228V229H123ZM190 231H188L187 230ZM190 228H192L193 230H191ZM195 228V229H194ZM213 228V229H211ZM224 228V227H223ZM230 228V229H231ZM239 228H241L240 230L241 231H238ZM254 228V229H253ZM258 228V230H257ZM33 229V228H32ZM45 229V228H44ZM52 229H49L50 231ZM69 229V228H68ZM68 229L64 228L61 229L63 230L64 233H67L66 231H69ZM111 229V230H113ZM138 229V228H137ZM186 231H185V230ZM233 229V228H232ZM242 229H245L243 232ZM248 229V230H247ZM251 231H250V230ZM258 232H254L256 230ZM3 230V229H2ZM7 230H9L7 232ZM92 230V229H91ZM110 230V229H108ZM110 230V232H111ZM120 229L118 230V232L120 233L121 231ZM127 230V229H125ZM122 231L124 234L125 233H128L127 235H124L123 233L121 234V236L119 235L118 232H116V230H113L112 232L113 233H110L109 235V238L112 236L111 234H113V238H114V242L115 244L117 243L118 241V247L117 249H123L124 247L126 248L128 246V244L132 243L130 241V236L129 235V231ZM134 230V228H133ZM136 230V229H135ZM217 230L219 233H216ZM247 230V232H246ZM12 231V230H11ZM15 231V230H14ZM46 231V230H45ZM59 231V230H58ZM81 231V230H79ZM87 231V230H86ZM250 231V233H248ZM35 232V231H34ZM53 231H51L52 233ZM78 232V231H77ZM180 232V233H179ZM182 232V234H181ZM203 232V234H202ZM50 233V234H51ZM55 233V232H53ZM60 233V232H59ZM62 233V231H61ZM70 232H68L69 234ZM81 233V232H80ZM105 233H106V230H105ZM116 233V234H115ZM118 233V236L122 237L123 239H118L115 238L117 237ZM198 233V234H197ZM199 233L202 234V237ZM228 233V232H227ZM233 233V230L232 232ZM229 233V234H231ZM13 234V233H12ZM57 234V233H56ZM76 234V233H75ZM78 234V233H77ZM103 234V233H102ZM140 234V233H139ZM175 234V235H174ZM228 234V235H229ZM6 234H4L5 236ZM33 235V234H32ZM41 235V234H40ZM124 235V237L122 236ZM199 235H200V238H199ZM3 236V237H4ZM81 236V235H80ZM87 236V235H86ZM85 236V237H86ZM89 236V235H88ZM132 236V235H131ZM174 236V237H173ZM198 236V237H197ZM227 236V235H225ZM2 237V236H1ZM10 237V236H8ZM35 237V236H34ZM50 237V236H49ZM55 237V236H54ZM62 237V236H61ZM75 237V236H74ZM129 237V238H128ZM133 237V236H132ZM182 237V238H183ZM224 237V235L222 236ZM53 238V236H52ZM67 238V237H66ZM72 238V235L71 237ZM113 238H112V241L113 242ZM174 238V240H172ZM227 238V240H226ZM241 238H243L241 240ZM244 238H246V243L244 241ZM2 239V238H1ZM59 239V238H58ZM63 239V238H62ZM69 239V238H68ZM74 239V238H73ZM103 239V238H102ZM101 239V240H102ZM128 239L130 240L128 242ZM202 239H205V240H202ZM224 239V240H223ZM52 240V239H51ZM57 240V239H56ZM79 240V239H78ZM116 240V241H115ZM139 240V241H138ZM184 240V239H183ZM200 240V241H199ZM242 242H241V241ZM1 241V240H0ZM49 241V240H48ZM53 241V240H52ZM70 241V239L68 240ZM82 241V240H80ZM85 241V240H84ZM110 241V240H108ZM174 241V242H173ZM176 241V242H175ZM181 240H179V243H180ZM202 241V242H201ZM205 241H206V244H205ZM73 242V241H72ZM113 242V244H114ZM128 242V244L126 243ZM171 242H173V246L172 244H170ZM186 242V241H185ZM201 242L202 244L204 245H201ZM204 242V243H203ZM243 243L241 244V246L239 245V243ZM1 243V242H0ZM29 243V242H28ZM48 243V242H47ZM80 243V242H79ZM78 243V244H79ZM84 243V242H83ZM87 243V242H86ZM99 243V242H98ZM102 243V242H101ZM109 243V242H108ZM174 243H175V246H174ZM4 244V243H3ZM39 244V243H38ZM44 244V243H43ZM55 244V243H54ZM105 244V243H104ZM127 244V245H125ZM251 245V247H253L254 250H256V253L252 254L251 252H249V250L246 248V245ZM53 245V244H52ZM81 245V244H80ZM86 245V244H85ZM244 245V246H243ZM55 246V245H54ZM77 246V245H76ZM88 246V245H87ZM111 246V245H110ZM114 246V245H113ZM172 246V252H170V247ZM185 246V245H184ZM207 246V247H206ZM104 247V246H103ZM108 247V246H106ZM131 247V246H130ZM35 248V247H34ZM47 248V247H46ZM59 248V247H58ZM65 248V247H64ZM72 248V247H71ZM99 248V246H98ZM97 248V249H98ZM111 248V247H110ZM116 248V247H115ZM112 249V250H115ZM129 248V247H128ZM190 248V247H189ZM69 249V248H68ZM77 248H75V251H76ZM86 249V248H85ZM119 249V251H120ZM176 249V248H175ZM196 249V248H195ZM33 250V249H32ZM48 250V249H47ZM99 250V249H98ZM130 250V249H129ZM128 250V251H129ZM226 250V251H225ZM38 251V250H37ZM52 251V250H51ZM59 251V250H58ZM68 251V250H67ZM73 251V249H72ZM82 251V250H81ZM182 251V250H181ZM196 251L198 252L199 250L196 249ZM227 251V252H228ZM66 252V251H65ZM70 252V251H69ZM98 252V251H97ZM111 252V251H109ZM116 251H114L115 253ZM124 253V251H122ZM157 252V254H156ZM200 252V251H199ZM205 252V251H204ZM232 252V253H231ZM61 253V252H59ZM81 253V252H80ZM126 253V252H125ZM124 253V254H125ZM132 253V252H131ZM172 253V254H171ZM174 253V255H173ZM178 253V252H177ZM181 253V252H180ZM220 253V254H219ZM43 254V253H41ZM53 254V253H52ZM62 254V253H61ZM74 254V253H73ZM83 253L80 254V256L82 255ZM103 254V252H102ZM110 254V253H109ZM108 254V255H109ZM113 254V253H112ZM215 254H217L215 256ZM46 255V253H45ZM50 255V254H49ZM60 255V254H59ZM86 254H83V259L86 257L84 256ZM99 255V254H98ZM111 255V254H110ZM115 256V254H113ZM118 255V254H117ZM172 255L175 257V259H172ZM184 255V254H183ZM191 255V254H190ZM219 255V256H218ZM225 255V254H224ZM56 256V255H55ZM96 256V255H95ZM113 256V257H114ZM124 256V255H123ZM127 256V255H126ZM186 256V255H185ZM198 256L197 260H198V263L200 261V263L202 264V261H203V264L205 263L204 260L200 259L202 256L201 254L200 255H195V259L196 257ZM200 256V257H199ZM232 257V255H230ZM25 257V256H24ZM38 257V256H37ZM40 257V255H39ZM98 257V256H96ZM105 257V256H103ZM110 257V256H109ZM122 257V256H121ZM154 257V258H153ZM183 257V256H182ZM190 257V256H189ZM188 257V258H189ZM194 257V255L192 256ZM260 259L257 261V258ZM32 258V256H31ZM44 258V257H43ZM79 259H77V263L78 264H81L83 261H85L86 259H84L83 261L81 260L82 257H78ZM81 258V259H80ZM87 258V257H86ZM111 258V257H110ZM115 258V257H114ZM152 258V259H151ZM233 258V257H232ZM42 259V258H41ZM46 259V258H45ZM67 259V258H66ZM98 259V258H97ZM117 259V258H115ZM185 259H187L185 257ZM215 259V258H214ZM25 260H26V257H25ZM29 260V259H28ZM36 260V259H35ZM34 260V262H35ZM51 260V259H50ZM106 260V258H104V261ZM114 260V259H113ZM121 260H123L121 258ZM202 260V261H201ZM15 261V260H14ZM13 261V262H14ZM39 261V260H38ZM37 261V262H38ZM62 261V260H61ZM98 261V260H97ZM120 261V260H119ZM190 261V260H189ZM33 262V261H32ZM81 262V263H80ZM110 262V261H108ZM112 262V261H111ZM122 262V261H120ZM148 262V263H147ZM258 262V263H257ZM18 263V262H17ZM27 263V262H26ZM29 263V262H28ZM53 263V262H52ZM105 264L107 263V261L104 262ZM192 263H193V260H192ZM199 263V264H200ZM209 263V262H208ZM31 264V263H30ZM37 264V263H36ZM40 264V263H39ZM43 264V262H42ZM51 264V263H50ZM60 264V263H59ZM70 264V263H68ZM75 264V263H74ZM103 264V263H102ZM127 264V263H126ZM178 264V263H176ZM206 264V263H205ZM217 264V263H216ZM231 264V263H230ZM250 264V263H248Z\"/></svg>",
  "mask_w": 264,
  "mask_h": 264
},
{
  "label": "rangeland",
  "instance_id": "rangeland-1",
  "mask_svg": "<svg viewBox=\"0 0 264 264\" xmlns=\"http://www.w3.org/2000/svg\"><path fill=\"white\" fill-rule=\"evenodd\" d=\"M64 2L67 1V0H63ZM71 1V0H68V2ZM74 1V0H73ZM73 1H71L73 3ZM77 1V2H76ZM73 4L75 5L76 7V10L78 9V7L80 8V10H82L81 7H83L84 9V6H87L86 2H89L88 0H76ZM172 0H161V3L162 5H164L165 7H167L168 4L171 3ZM178 1V2H177ZM181 1L182 5L180 4H176V3H179ZM186 1V3H184ZM199 1V2H198ZM204 0H176V3L174 2L173 5H171L169 7L168 5V8L166 9L167 10V14L170 13V21H166L163 25L160 27L161 30L160 32L164 31L165 33H167L168 35V38H172L170 40V44L171 46L173 47L172 48V53L169 57V63H170V68L174 67L172 70H175V72L177 73L178 75V82L179 84L178 85H181V86H178V89L180 90H184L186 91V93L188 94V98H187V101L185 99V97L187 96H184V97H176L178 99L175 98V102L173 103L172 106H170L171 108L169 109H166L165 106H162V107H165L164 108H160L159 110H153V111H149L150 113V116L152 115L153 117V120L151 121V124L149 127V130L150 132L147 134H152V135H149V139L150 140H159V145L157 147V150L154 154L149 155L147 154L146 152H144V150H142L141 148L139 149V151H143L144 153H146V156L143 152L139 153L138 151H136V154L138 153V156L137 155V158H136V154L134 156H131L130 158V152L128 151L129 149H127L128 147L125 145L124 146V132L126 130V124H128V128L127 130L125 131V133L128 131V129H133L135 131V128H131L130 126L133 127L132 123L129 122V123H126L127 121H125V119H120L118 120V122H115L117 123V125L114 123L111 127V129H109L110 131H96L95 132V135H100V136H96V140L95 138L91 137V139L95 140H89L88 142V139L84 142H79L78 143V139H79V133H76V132H79L78 131V128L72 126V128H68L67 126H65V128L63 127L62 124H64V121L66 120V116H67V113L65 112V110L67 109L66 107V103H65V100H66V95H65V90L63 89L64 86H62L63 84L65 85L64 83V80L66 81V77H67V74L63 75V73H65L66 71L68 70H65V72L61 69H70L72 68L73 65H77L78 63L75 61L74 63L72 62L73 59L70 60V63H68L67 61L69 60L70 57H68L66 60V65H70L71 63L73 64L72 66H66L65 68H58V71L60 72H57L56 73L58 74L57 78H56V82H55V85H54V99H55V105L53 106L54 108L52 109V117H51V121L49 126L51 127H48V135L46 134V137H47V142L45 141L44 139V142H46L44 144V150L41 146L40 148V152L43 150V155L42 153L39 155H36L38 156V161L34 160L36 164L32 165L33 166V169L32 170H28L27 172V168L23 167L24 170V176L22 175V178H24V181L23 183V188H25V190H22L21 191V197H20V200H21V210H19L18 206H20V203H19V197L17 199H15V197H13V200H15V202L13 201V205L10 206L9 209H12V207L14 208V211L16 212L15 210V207H18L15 215H18L14 216V223H13V220H12V226L9 227L11 224L9 223L8 227L6 229H9L7 230L8 233H4L6 234L4 236L3 231L5 230V226L3 227L1 225V231H0V264H78L77 263V259H79L78 257H82V261L84 259H86L85 261H83L81 264H105L104 262L107 261L106 264H129V260L131 258L132 255H134V252L133 253V250H134V242L136 241L137 242V239H141V237H139L142 232L144 231V228L146 227V221L144 220H147L145 218V216L143 215V213L145 212L146 208L148 209L147 205H149L150 201L154 202V204L156 203L157 200H160L159 203H162L160 204L161 205V208L162 210H164L163 212H161V214L163 213H166V217L170 218V219H174V221H176L177 219H180L182 216L183 218H181L182 220H185V217L184 216H187V215H190L191 216V219H193V221L191 222H194L195 224H197L196 226L198 225H206L208 223H213L215 226H217V224H220L219 226H221V228H217L219 229L220 233L216 231V233H219V235L221 234L222 236L224 235V237L221 236V238H225V237H229L233 234H235L237 232V229L238 227H241V226H244L243 224L241 225V222L238 223V221H242V220H238V219H246V218H253V220H250V222L254 221V219L256 220H260L261 221V217H264V212H258L257 210V207H256V210L255 209H248L247 207V204H245L244 200H243V203H241L238 198V193L239 195L244 191V188L243 189H236L238 190L237 192H233L232 189L235 190V187L237 186V180H240L242 179V175L244 173V176L245 178H248L249 180H245L244 178V182H251L250 180L252 179L251 176L254 178L252 179V183H257L259 186L257 187L256 184H252V186H249L250 188H252V192L253 189L256 190L255 188H259L261 187H264L262 185H264V182H262V180H264V176H260V178H258V176H254V174H252L253 172L251 171V169H254V167H256V165L258 166L257 163L261 164L259 161H261L262 159H264V156H262V153H264V148L261 147L264 146V138H257L256 136L254 137H251L249 138V142L253 143V146H254V150L255 151V154L257 153V155H252L254 156L253 159H250V161H248L247 163V160L245 162V165L248 167L247 170L248 171V174L246 173V171H243L245 170L246 167L243 163H241L242 161H240L241 159V156H240V152L239 149H238V146L236 147V145L238 144V139H241L240 136L243 138V137H248V136H253L251 135V132L252 130H249V129H252V127H258L260 122H257L259 121L260 119L262 120V117H264V97L260 99V96L258 97L257 93H254L255 95L251 94V91H249L248 89H251L253 90L255 85L256 87L255 88H258V85L261 83H264V46H255L257 48V54H258V60L261 61V65H259L258 63V66H246V67H243L242 65L239 66V63L236 62L237 60L234 58L232 59V51L231 49H228L224 43H235V45H238L240 48H243L245 46V43L246 42H251L252 39H264V32L262 31H256V30H250L251 27L250 25H252V14H258V15H264V0H215L213 5L210 6L208 3L205 4V1L202 2ZM203 4H202V3ZM71 3V5H72ZM77 3V5H76ZM84 3L86 5H84ZM184 3V5H183ZM197 3V4H196ZM70 4V3H69ZM68 4V5H69ZM81 5V7H80ZM83 5V6H82ZM174 6V7H173ZM178 6V7H176ZM182 6V7H181ZM184 6V8H183ZM172 7V8H171ZM186 7V8H185ZM215 7V8H214ZM179 8V9H178ZM75 9V8H73ZM72 9V10H73ZM176 9H178V13L176 11ZM168 13V11H170ZM183 10V11H182ZM74 13H75V10H73ZM72 11V13H73ZM79 10H77L76 12H78ZM80 13L82 11H79ZM78 12V15L80 14ZM174 12V13H172ZM77 14V13H75ZM172 14V15H171ZM177 16H176V15ZM180 14V15H179ZM236 15L234 17V15ZM242 14V15H241ZM241 15V16H240ZM74 16H77V15H74ZM173 16V17H171ZM234 17L236 18L237 16V20L234 19L233 22H231L228 26H225L224 27V21L223 20H226L227 18L230 19V17ZM73 17V16H72ZM177 17V18H175ZM175 18V19H174ZM173 19V21H172ZM177 19V20H176ZM75 20V18H74ZM223 21V22H222ZM168 22V23H167ZM73 24H68V28L66 27L65 30H64V33L66 35V37L64 38V46L66 48V56H69L70 53L72 52H75V48H76V44L78 43V41H76V32L74 30V28H76V26L74 27L73 25L74 22H72ZM171 23V25H170ZM179 25H178V24ZM182 23V24H181ZM206 23V24H205ZM166 24V25H165ZM193 24V25H192ZM169 25V26H168ZM176 25V26H175ZM71 26V28L69 27ZM73 26V27H72ZM188 26V27H187ZM168 29H167V28ZM173 27V28H171ZM186 27V28H185ZM191 27V28H190ZM195 27V28H194ZM197 27V28H196ZM200 27V28H199ZM205 27V28H204ZM159 28V29H160ZM189 28V29H188ZM208 28V29H207ZM71 29V30H70ZM164 29V30H163ZM170 29H171V32H170ZM174 31H173V30ZM187 29V30H186ZM198 29V30H197ZM201 29V30H200ZM167 32H166V31ZM186 30V31H185ZM191 30V31H190ZM239 30V31H238ZM235 31H237L235 33ZM67 32V33H66ZM169 32V33H168ZM186 33L187 35L183 34V33ZM189 32V33H188ZM243 32V33H241ZM171 34V36H170ZM189 34V35H188ZM240 34V35H239ZM68 35V36H67ZM184 35V36H182ZM208 35V40L205 39V37H207ZM213 35V36H212ZM239 35V36H238ZM174 36V38H173ZM180 36V37H179ZM204 36V38H202ZM75 37V38H74ZM178 37V38H177ZM186 37V38H185ZM180 38V39H179ZM185 38V40H184ZM213 38V39H211ZM67 39V40H66ZM73 39V41H72ZM178 42H175L177 41ZM66 40V42H65ZM182 40V41H181ZM184 40V41H183ZM198 40V41H197ZM203 40V42H201ZM210 40V41H209ZM249 40V41H248ZM173 41V43H172ZM205 41H209V42H212L213 45L215 46V49L211 50L210 52H207L205 49H204V43ZM187 42V43H185ZM196 42V43H195ZM66 43V44H65ZM176 43V44H174ZM198 43V44H197ZM216 43V44H215ZM176 46L174 47L173 46ZM202 44V46H201ZM66 45V46H65ZM78 45V44H77ZM181 47H180V46ZM185 45V46H184ZM197 45V46H196ZM194 46V47H193ZM179 47V48H178ZM182 47H184V49L187 51H179V49H183ZM200 47V48H199ZM64 48V49H65ZM198 48V49H197ZM204 50H202V49ZM217 48V49H216ZM75 49V50H74ZM73 50V51H72ZM176 50V51H175ZM178 50V51H177ZM193 50V51H192ZM215 50V51H214ZM72 51V52H70ZM183 51V53H182ZM190 51V52H189ZM204 51V52H202ZM69 52V53H68ZM176 52V53H175ZM189 52V53H188ZM206 52V53H205ZM215 52V53H214ZM64 53H65V50H64ZM192 53V54H191ZM210 53V54H209ZM180 54V55H179ZM215 54V55H213ZM222 54V55H221ZM73 55V53H72ZM178 55V56H177ZM201 55V56H200ZM209 55V56H207ZM213 57L212 60L211 57ZM172 57V58H171ZM179 57V58H178ZM206 57H208L209 59H207ZM0 64L1 63H5L4 59H6L5 57H0ZM185 58V60H184ZM187 58V59H186ZM189 58V60H188ZM204 58V59H203ZM80 58L76 59L77 61H79L80 63ZM83 60V58H81ZM172 59V60H171ZM3 61V62H2ZM84 61V60H83ZM175 61V62H174ZM182 61V62H181ZM82 62V61H81ZM184 62V63H183ZM192 62V64H190ZM223 62V63H222ZM3 65L5 66L6 63ZM174 66H173V65ZM182 64V65H181ZM184 64V65H183ZM189 64V68L192 67V65H194L192 68H194L196 71H193L194 74H188L189 76H181V71L183 70V68H186L187 65ZM3 65L0 67L2 68ZM63 66V67H64ZM186 66V67H185ZM191 66V67H190ZM74 67V66H73ZM183 67V68H182ZM198 67V68H197ZM188 68V67H187ZM202 68V69H201ZM209 68V69H208ZM60 69V70H59ZM181 69V70H180ZM199 69V71H197ZM9 68L8 66L6 65L3 70L1 69V73L2 75H4L3 77L4 78H7L8 74L10 71H8ZM179 70V71H178ZM201 71V72H200ZM213 71V72H212ZM205 72V73H204ZM8 73V74H7ZM197 74V75H196ZM6 75V76H5ZM193 75V76H191ZM202 77H201V76ZM64 76H66L64 78ZM186 76V77H185ZM199 76V77H198ZM195 77V78H193ZM187 79V80H185ZM203 79V80H202ZM198 80V81H197ZM207 80V81H206ZM182 81V82H181ZM177 82V83H178ZM185 82V83H183ZM191 82H193L191 84ZM195 82V83H194ZM204 83V84H203ZM183 84V85H182ZM188 84V85H187ZM203 85V86H202ZM183 86V87H182ZM190 86V87H188ZM260 86V85H259ZM180 87V88H179ZM199 87V88H198ZM60 90H59V89ZM65 88V87H64ZM198 88V89H197ZM201 88V89H200ZM207 88V89H206ZM57 89V90H56ZM62 89V90H61ZM57 91V92H56ZM188 91V92H187ZM249 91V92H248ZM61 92V93H60ZM180 92V91H179ZM64 94V95H63ZM190 94V95H189ZM126 96V97H125ZM197 96V97H196ZM212 96V97H211ZM225 96H228V104H235L237 105L239 108H232L230 105H226L224 104V97ZM123 97L125 99H123ZM214 97V98H213ZM221 97V98H220ZM120 99V102H122L123 104L127 102V95H120L119 96ZM180 98V99H179ZM183 98V99H182ZM257 98V99H256ZM217 99V100H216ZM223 99V101H222ZM230 99V100H229ZM123 100V101H121ZM126 102H125V101ZM185 100V101H184ZM192 100V101H191ZM255 100H258L257 102ZM182 101V102H181ZM262 101V103H261ZM60 102V103H59ZM232 102V103H231ZM235 102V103H234ZM257 104H256V103ZM182 103V104H181ZM255 103V104H253ZM260 103V104H259ZM178 104V105H176ZM191 104V105H189ZM175 105V106H174ZM255 105V106H254ZM62 106V107H61ZM64 106V107H63ZM174 106V107H173ZM230 106V107H229ZM58 107V108H57ZM65 108V109H64ZM181 108V109H180ZM185 108V109H184ZM177 109V110H176ZM163 112L166 111V112ZM171 110V111H169ZM184 112H183V111ZM239 110V111H238ZM62 111V112H61ZM67 111V110H66ZM160 111V113H159ZM180 111V113H179ZM152 112V113H151ZM155 112L157 114H155ZM169 112V113H168ZM176 112V113H175ZM178 112V113H177ZM183 112V113H181ZM55 113V114H54ZM167 113V114H166ZM66 114V115H65ZM178 116H175L177 115ZM63 115V116H62ZM65 115V116H64ZM155 115V116H154ZM165 115V116H164ZM157 116V117H156ZM170 116V118H169ZM172 116V117H171ZM183 116V117H182ZM155 117V118H154ZM159 117V118H158ZM161 117V118H160ZM65 120H64V119ZM157 118V120H156ZM168 118V119H167ZM50 119V117H49ZM54 119V120H53ZM164 119V120H163ZM1 120V118H0ZM63 122H61V121ZM157 123H156V121ZM162 120V121H161ZM168 120H171V121H168ZM49 121V120H48ZM56 121V122H55ZM160 121V122H159ZM175 121V122H174ZM159 122V123H158ZM171 122V123H170ZM257 122V123H256ZM131 123V125H130ZM180 123V124H179ZM242 123V124H241ZM253 123V124H252ZM259 123V124H258ZM122 124V125H121ZM154 124V125H153ZM247 124V125H246ZM65 125V124H64ZM87 125V126H86ZM117 127H116V126ZM166 125V126H165ZM168 125V126H167ZM255 125V126H254ZM258 125V126H257ZM85 126L90 128V125L89 123H85ZM124 126V128L122 127ZM159 126V127H158ZM161 126V128H160ZM165 126V127H164ZM172 126V127H171ZM180 126V127H179ZM60 127V128H59ZM67 127V128H66ZM130 127V128H129ZM167 130H166V129ZM249 128V129H248ZM0 129H1V126H0ZM52 129H53V132H52ZM70 131H66V130ZM74 129V130H73ZM117 129V130H115ZM124 129V130H123ZM153 129V131L151 130ZM160 129V130H159ZM172 129V130H171ZM183 129V130H182ZM248 129V130H247ZM47 130V129H46ZM64 130L66 132V134L64 133ZM77 130V131H76ZM86 130H88L86 128ZM112 130V131H111ZM161 130L163 131L161 133ZM169 130V132H168ZM182 130V131H181ZM245 132H243V131ZM60 131V133L58 132ZM63 131V132H61ZM90 131V129H89ZM116 131V132H115ZM167 131V132H166ZM171 131V132H170ZM233 131V132H232ZM240 131V132H239ZM50 132V134H49ZM53 134H52V133ZM72 132V133H71ZM98 132V133H97ZM102 132V133H101ZM129 132V131H128ZM132 133H135L133 131H130ZM68 133V134H67ZM70 133V134H69ZM121 133H122V136H121ZM160 133V134H159ZM168 133V134H167ZM105 134V135H103ZM109 134V135H108ZM154 134V136H153ZM164 134V135H163ZM173 134V135H172ZM227 134V135H226ZM239 134V135H238ZM244 134H246L247 136H245ZM249 134V135H248ZM61 135V136H60ZM62 135L64 137H62ZM70 135V136H69ZM74 135V138L72 137ZM103 135V136H102ZM113 135V136H112ZM118 135V136H116ZM158 135V136H156ZM244 135V136H243ZM50 136V137H49ZM160 136V137H159ZM163 136V138H162ZM178 136V137H177ZM235 136V137H234ZM77 137V138H76ZM102 137V139H101ZM119 137H121V139H119ZM152 137V138H150ZM168 137V138H166ZM230 137V138H229ZM66 138V139H65ZM68 138V139H67ZM71 138V139H69ZM76 138V139H75ZM98 138V139H97ZM100 138V139H99ZM113 138V139H112ZM116 138V139H114ZM155 138V139H154ZM159 138V139H158ZM163 139L162 141H160L161 139ZM222 138V139H221ZM65 141H63V140ZM73 139V140H72ZM109 139V140H108ZM166 139H169V140H166ZM171 139L173 141H171ZM176 139V140H175ZM227 139V140H226ZM77 140V142L75 141ZM113 140V141H112ZM119 140H121L119 142ZM166 140V141H165ZM182 140V141H181ZM216 142H215V141ZM233 140V142H232ZM262 140V142H261ZM63 143H62V142ZM72 141V142H71ZM75 141V142H74ZM123 141V142H122ZM191 141V142H190ZM43 142V143H44ZM92 144H91V143ZM98 142V143H97ZM101 142V143H100ZM111 142V143H110ZM119 142V143H118ZM137 142L138 140H136L134 142L133 145H136V150H138L137 148ZM214 142V143H213ZM231 142H232V145H231ZM237 144H236V143ZM42 143V145H43ZM68 143V144H67ZM72 143L74 145H72ZM77 143V144H76ZM82 143V144H81ZM85 143H88L85 144ZM108 143V146L107 148H105V146L107 145ZM113 143V144H112ZM121 143L123 145H121ZM136 143V144H135ZM161 143H164V145ZM174 143V144H173ZM176 143V144H175ZM251 143V144H252ZM65 144V146H64ZM80 144V145H78ZM91 144V145H90ZM116 144V145H115ZM196 144V145H195ZM198 144V145H197ZM200 144V145H199ZM214 144V145H213ZM217 144V145H216ZM261 144V145H260ZM46 145V146H45ZM50 145V146H49ZM93 145V146H92ZM98 145V146H97ZM111 145V146H110ZM175 145V146H173ZM183 145V146H182ZM190 145V146H189ZM193 145V146H192ZM202 145V146H201ZM260 145V147H259ZM60 146L62 147V149L60 148ZM70 146V147H69ZM76 146V147H74ZM90 146V147H89ZM104 146V147H103ZM118 146V147H117ZM162 148H161V147ZM170 146H173L172 149ZM230 146V147H229ZM57 147L58 150H57ZM73 147V149H72ZM80 149H79V148ZM82 147V149H81ZM97 149H96V148ZM100 147V148H99ZM102 147V148H101ZM110 147V148H109ZM113 147V149H112ZM115 147V148H114ZM234 147V148H233ZM235 147H236V151L232 152L233 149L235 150ZM66 148V149H65ZM69 148V150H68ZM86 148V149H85ZM90 148V150L88 149ZM121 148V149H120ZM170 148V149H169ZM180 148V149H179ZM59 149H60V152L62 154V152L64 151L65 154H63L61 156L60 152H59ZM100 149V150H99ZM103 149V150H102ZM112 149V150H111ZM124 149V150H123ZM186 149V150H185ZM208 149V150H206ZM219 149V150H218ZM221 149V150H220ZM226 149V150H225ZM238 149V150H237ZM68 150V151H67ZM73 150V151H72ZM80 150V151H79ZM82 150V151H81ZM86 150V151H85ZM97 150V151H96ZM107 150V151H106ZM164 150V151H163ZM172 150L174 151V153L176 154H172L171 152ZM180 150V151H179ZM197 150V151H196ZM231 150V151H230ZM46 151V152H45ZM88 151V152H87ZM94 151V152H92ZM109 151V152H108ZM113 151V152H112ZM159 151V152H158ZM241 151V150H240ZM38 152V154L40 153ZM59 152V155L57 154ZM63 152V153H64ZM77 152V153H75ZM105 152V153H104ZM120 152V153H119ZM184 152V153H183ZM192 152V153H191ZM228 152V153H227ZM254 152V151H253ZM259 152V153H258ZM48 153V154H46ZM99 153V154H98ZM111 153V154H110ZM123 153V154H122ZM125 153V155H124ZM161 153V154H159ZM163 153V154H162ZM169 153L171 154V156L169 155ZM232 153V154H231ZM234 153H238L239 154V158H238V154L237 155V159H236V156H233ZM59 156V158H57V155ZM72 154V155H71ZM74 154V155H73ZM90 154V155H89ZM96 154V155H95ZM102 154V155H101ZM129 154V158H128V155ZM65 155V158H63V156ZM79 155V156H78ZM95 155V156H93ZM108 155H109V158H108ZM115 155V158L114 156ZM164 155V156H163ZM174 155V156H173ZM178 155V156H177ZM196 155V156H195ZM260 155L262 156V158L260 159ZM42 156V158H41ZM73 156H75L74 160L72 159ZM88 156H91V159H92V162L95 161L97 163V167L99 166V168L96 169V166H95V169L94 170H99L98 172H100V169L103 167V164H104V167L101 169L102 172H100V176H102L103 178H105V174L108 173V171L111 169L112 170V177L111 178V183L108 184V186H106V189L104 186H101L100 183L98 182V179H94V176H93V179H92V175L95 174L93 173L91 175V177L88 175V178L90 177L92 180H89L90 181L88 184H87V178H86V182L82 181L80 178H78L76 176V166L77 164H80L81 161L79 160H84V158L86 159ZM100 156H102V158H100ZM103 156H106V160L105 158H103ZM123 156V158H122ZM162 156V158H161ZM165 156H166V159H165ZM182 156V159H180ZM186 158L184 159L183 158ZM195 156V158H194ZM198 156V158H197ZM211 156V158H210ZM251 156V155H250ZM249 156V158H250ZM251 156V158H252ZM255 156H256V162H257V159L259 160L257 163H254L255 162ZM47 158V159H46ZM78 160H77V159ZM87 158V159H88ZM94 158V160H93ZM112 158V159H111ZM121 158V159H120ZM151 160L150 158H153L151 160V164L148 165V162ZM150 160H149V159ZM200 158V159H199ZM205 158H207L205 160ZM232 158V159H231ZM43 159V160H42ZM65 160V159H70L69 160V163H68V160L67 162H61V160ZM90 159V158H89ZM88 159V160H89ZM101 159V160H100ZM111 159V160H110ZM116 159V160H115ZM119 161H118V160ZM126 159V160H125ZM160 159V161H159ZM169 159V160H168ZM240 159V160H239ZM55 160V161H54ZM58 160V161H57ZM74 162H72V161ZM97 160V161H96ZM113 160V161H112ZM123 160V162L125 164H123V162L121 163V161ZM134 160V161H133ZM142 160V162L140 161ZM144 160V161H143ZM164 160V161H163ZM198 160V161H197ZM203 160V161H201ZM239 160V161H238ZM254 160V161H252ZM78 161V162H76ZM91 161V160H90ZM105 161H106V164H105ZM112 161V162H111ZM132 161V162H131ZM146 161V162H145ZM162 161V162H161ZM166 161V162H165ZM174 161V162H173ZM176 161V162H175ZM180 161V162H179ZM194 163H193V162ZM233 161V162H232ZM48 162V163H47ZM117 162V163H115ZM129 163V165L127 163ZM160 162V163H159ZM57 163V164H56ZM68 163V164H66ZM108 163V164H107ZM119 163V164H118ZM131 163V164H130ZM135 163V164H134ZM154 163V164H153ZM164 163V164H163ZM172 163V164H170ZM177 163V164H175ZM180 163V164H178ZM183 163V164H182ZM189 163V164H188ZM247 163V164H246ZM88 164V163H87ZM95 164V163H94ZM102 164V165H100ZM145 164V165H143ZM147 164V165H146ZM161 166H160V165ZM167 164V165H166ZM185 164V165H184ZM188 164V165H187ZM235 164H239V168L235 166ZM241 164H243L242 166H240ZM256 164V165H255ZM23 165H26V164H23ZM36 165H38L36 167ZM42 165V166H41ZM61 165V167H60ZM93 165V164H92ZM96 165V164H95ZM125 166L128 170L125 169V167H122L124 168L123 170L119 167L121 166ZM128 165V166H126ZM175 165V166H174ZM191 165V166H190ZM198 165V166H197ZM28 166H31V165H26V167ZM55 166V167H54ZM62 166L64 168H62ZM73 166V167H72ZM79 166V165H78ZM87 166V165H86ZM88 170L92 171L93 169H89L91 168L90 167V164H88ZM109 166V167H108ZM117 166V167H116ZM140 166V167H139ZM147 166V167H146ZM150 166V167H148ZM166 166V167H165ZM169 166L170 169H167V167ZM182 166V167H181ZM71 169H70V168ZM132 167V168H131ZM145 167V170L142 169ZM153 167V168H152ZM190 167V169H189ZM235 169V170H233ZM242 167L244 168L242 171ZM29 168V167H28ZM61 168V169H60ZM76 168V169H75ZM93 168V167H92ZM134 168V169H133ZM139 168V169H138ZM148 168V169H147ZM176 168V169H175ZM183 168V169H182ZM194 168V170L192 169ZM238 170H237V169ZM121 169V170H120ZM136 169V170H135ZM142 169V170H141ZM165 169V170H164ZM167 169V170H166ZM174 169V171H173ZM207 169V170H206ZM231 169L233 172H231ZM256 169V168H255ZM254 169V170H255ZM33 170H35V172H32ZM42 170V171H41ZM53 170V171H52ZM58 170V171H56ZM134 170L133 173H131V171ZM164 170V171H163ZM197 170V171H196ZM240 170V171H239ZM55 171V172H54ZM66 171L65 173L67 174L68 172V175H65V173L63 174L62 172ZM73 171H75L73 173ZM87 171V170H86ZM88 171V172H90ZM115 171V172H113ZM126 171V173H124ZM142 171V173H141ZM144 171H146L144 173ZM159 171V172H158ZM161 171V173H160ZM171 171V173H170ZM181 171V172H180ZM185 171V172H184ZM195 171V172H194ZM251 171V173H250ZM27 172V174H26ZM32 172V173H31ZM41 172V173H40ZM49 172V173H48ZM57 172V173H56ZM69 172L70 175H69ZM129 172V173H128ZM168 172V173H167ZM174 172V173H173ZM190 172H194L192 174L194 175H188ZM199 174H198V173ZM239 172H242L241 177L237 175V173ZM105 173V174H104ZM137 173V174H136ZM144 173V174H143ZM147 173V175H146ZM154 173V174H153ZM178 173V174H177ZM205 173V174H204ZM212 173V174H211ZM232 173V174H231ZM235 173V174H234ZM250 173V174H249ZM33 174V177L30 176ZM89 174V173H88ZM132 174V177L130 178L129 175ZM153 174V177H151ZM197 174V175H196ZM211 174V175H210ZM214 174V175H213ZM220 174V175H219ZM230 174V175H229ZM252 174V175H251ZM27 175V176H25ZM37 175V176H36ZM60 175V177H59ZM133 175H136L137 176V179L136 176H133ZM142 175V176H141ZM145 175V176H144ZM163 175V176H162ZM181 175V176H180ZM213 175V176H212ZM233 177H232V176ZM238 177H236V176ZM249 175H250V178H249ZM54 176V177H53ZM70 176V177H69ZM72 176V177H71ZM116 179H115V177ZM151 178H150V177ZM175 176V177H174ZM220 176H222V178H225L224 180L226 182H223V183H228L226 186L224 184V188L227 187V190H231L232 193H237L235 195V201L233 203L234 205H236V207L232 206L231 209L233 208L232 211H227L228 208L225 204H230V199L227 200L225 198H222V197H217V198H213V197H210L211 194L208 193L207 189H206V185L205 184V181H206V178H212V177H216V178H220ZM32 177V178H31ZM50 177V178H49ZM61 177H65V178H68L69 179V183L68 185H66L67 187H72V185H74V188H71L70 187V191L68 192L67 191V195H71L72 197H75L74 198H82V197H85V196H88L91 197L90 195H87L88 191L86 190H90V192L92 194L96 193L93 195V198H97L96 201L95 199H93L95 205H97L99 208H104L105 205H108L107 207L110 208V215L107 214L108 216V219H109V222L107 220V216L102 219V220H93L92 216H90V214L88 212H85L84 214H82V216H75V213H73L74 211H76V209L78 208L77 205L75 203H71L70 201H72L71 199H68V197L65 199L66 197V192L64 190V188L66 187L65 185L63 186V183H62V188H60V186L57 187V189L55 188V184H60V181L59 179H62ZM121 177V178H119ZM124 177V178H123ZM128 177V178H127ZM168 177V178H167ZM170 177V178H169ZM173 177V178H172ZM179 177V178H178ZM191 178V181L192 184L189 185L191 182L190 181V178ZM201 177H204L205 178V181H203L201 179ZM230 177V178H229ZM237 179H236V178ZM240 177V178H239ZM29 178V179H28ZM40 178V179H39ZM118 178V179H117ZM134 178V180L132 179ZM184 178V179H183ZM186 178V179H185ZM200 178V179H199ZM222 178H220L222 180ZM232 178H235V179H232ZM51 179V180H49ZM71 179V180H70ZM132 179V180H131ZM160 179H163V180H160ZM229 181H228V180ZM232 179V180H230ZM242 179V180H243ZM258 179H262V180H258ZM56 180H59L58 182ZM113 180V182H112ZM118 180V181H117ZM136 180V181H135ZM151 180V181H150ZM165 182H162L164 181ZM181 180V181H180ZM183 180V181H182ZM187 180V181H186ZM189 180V182H188ZM235 180V181H234ZM26 181V182H25ZM32 181V182H31ZM45 183H44V182ZM57 183H56V182ZM75 181V182H74ZM79 181V182H78ZM95 181V182H94ZM131 181V182H130ZM137 182V183H132V182ZM143 183H142V182ZM157 181H159L160 183L162 182V185H158L157 186ZM167 181V183H166ZM173 181V182H172ZM197 181V182H196ZM228 181V182H227ZM255 181V182H254ZM48 184H47V183ZM51 182V183H50ZM55 182V183H53ZM83 182H84V185H83ZM120 182V183H119ZM235 182V183H234ZM247 182V183H248ZM27 183V184H26ZM29 183V184H28ZM73 183V184H71ZM82 183V184H81ZM93 183V184H91ZM132 183V184H130ZM151 183V184H150ZM156 183V184H155ZM159 183V184H160ZM171 185H170V184ZM179 183V184H178ZM182 183V184H181ZM189 183V184H188ZM202 183V184H201ZM237 183V184H236ZM51 184H54L52 185L55 186L53 188H51V191H53L54 193V190L52 189H55V191H61L60 192V195L57 197H54V198H50L48 196V192L50 193V189H48V192H47V187H51ZM58 184V185H59ZM87 184L88 186L85 187ZM90 184V185H89ZM118 184V185H117ZM134 184H136L134 186ZM152 184H154L152 186ZM169 184V185H167ZM181 184V185H180ZM189 186H188V185ZM236 184V186H235ZM261 184V185H260ZM26 185V186H25ZM33 185V186H32ZM94 185V186H93ZM116 185V187H115ZM120 185V186H119ZM126 185V186H125ZM156 185V186H155ZM185 185V186H184ZM197 185V186H196ZM250 185V184H249ZM30 186V187H29ZM45 186V187H44ZM101 186V187H100ZM111 186V187H110ZM145 186V187H143ZM179 186V188H178ZM184 186V187H183ZM194 186V187H193ZM230 189H229V187ZM27 187V188H26ZM90 187V188H89ZM110 187V188H109ZM120 187V188H119ZM131 190H129L130 192H126L127 196L125 195V191H128L127 189L125 188H128ZM143 187V189H142ZM160 187V188H159ZM238 187V186H237ZM236 187V188H237ZM248 189L247 190H251V189ZM22 188V189H23ZM86 188V189H85ZM88 188V189H87ZM102 188V189H101ZM193 188V190H192ZM199 188V189H198ZM201 188V189H200ZM28 189V190H27ZM61 189V190H59ZM68 189V188H67ZM76 189V190H75ZM79 189V190H78ZM103 189L104 192H103ZM118 189V190H117ZM136 189V190H135ZM150 191H149V190ZM152 189V191H151ZM156 189V190H155ZM164 189V190H163ZM175 189V191H174ZM178 189V190H176ZM198 189V190H197ZM260 189V188H259ZM260 189V190H261ZM64 190V192H63ZM74 190V192H73ZM102 190V191H101ZM116 190V191H114ZM120 190V191H119ZM122 190V191H121ZM141 192H140V191ZM160 190V191H159ZM171 190V191H170ZM196 190V192H194ZM200 190V191H199ZM24 191V193H23ZM44 191L47 193L44 194ZM81 191V192H80ZM101 191V193H100ZM120 193H118V192ZM146 191V192H144ZM163 191V192H162ZM166 191V192H165ZM174 191V192H172ZM178 191V192H176ZM259 192V190L257 189L256 192ZM30 192V193H29ZM32 192V194H31ZM65 194H63V193ZM94 192V193H93ZM114 192V193H113ZM117 192V193H116ZM149 192V194H148ZM172 192V193H171ZM180 192V193H179ZM229 192L228 191V195H229ZM230 192V193H231ZM52 193V192H51ZM50 193V195H51ZM59 194V192H57ZM57 193H54V194H57ZM86 193V194H84ZM107 193V194H106ZM141 193V194H140ZM155 193V194H154ZM164 193V194H163ZM193 193V194H192ZM204 193V194H203ZM248 193V192H246ZM250 193V191H249ZM24 194V196H23ZM30 194V195H29ZM81 194V195H80ZM108 195V196H105ZM136 194H137V197H136ZM146 194V195H145ZM148 194V195H147ZM172 194V195H171ZM183 194V195H182ZM206 194V195H205ZM245 193H242V195H244ZM17 195V193H16ZM47 195V197H45ZM61 195L65 196V197H62ZM104 195V196H103ZM150 195V196H149ZM168 195V196H166ZM203 195V196H202ZM37 196V197H36ZM62 197L64 199H61L60 200L62 201H58L56 200L57 198L59 197ZM97 196V197H96ZM101 196V197H100ZM111 196V197H110ZM141 196V197H140ZM148 196V197H147ZM157 196V197H156ZM159 196H160V199H159ZM164 196V197H163ZM207 196V197H206ZM220 196V195H219ZM223 196V197H224ZM231 196H233L231 194ZM246 196V195H245ZM17 197V196H16ZM50 199H49V198ZM107 197L108 200H107ZM119 197V198H118ZM154 197V198H153ZM239 197H242V196H239ZM47 198V200H46ZM105 198V200L103 199ZM114 198V199H113ZM117 198V199H116ZM132 198V199H131ZM141 198V199H140ZM155 198H158V199H155ZM200 198V199H199ZM234 199V197H231ZM244 198V196H243ZM28 199V201H27ZM49 199V200H48ZM55 199V200H53ZM125 199H126V202H125ZM153 199V200H152ZM168 199V201H167ZM210 199L212 201H210ZM237 199V200H236ZM17 200V201H16ZM19 200V201H18ZM39 200V201H38ZM100 200V201H99ZM148 200V201H147ZM156 200V201H154ZM208 200V202H207ZM232 200V199H231ZM256 200V199H255ZM258 200V199H257ZM256 200V201H257ZM261 201V199H259ZM37 201V202H36ZM44 201V202H43ZM50 201V202H49ZM69 201V202H68ZM135 201V202H134ZM145 201H147V203L149 204H145ZM176 203H175V202ZM225 201V202H224ZM233 201V200H232ZM258 201V202H260ZM264 201V200H262ZM18 203V206H16L15 204ZM105 202H107V204H105ZM123 202V203H122ZM192 202V203H191ZM255 202V201H254ZM252 202V203H254ZM15 203V204H14ZM25 203V204H24ZM43 203L46 204L47 208H44L42 207L43 206ZM59 203V204H58ZM69 203V204H67ZM93 203V204H94ZM158 203V204H159ZM166 203V204H165ZM175 203V204H174ZM189 203V204H188ZM197 203V204H196ZM200 203V204H199ZM237 203V204H236ZM256 203V202H255ZM28 204V205H27ZM52 204V205H51ZM63 204V205H61ZM138 204V205H137ZM152 204V203H151ZM157 204V203H156ZM155 204V205H156ZM157 204L158 207H160L159 205ZM183 204V205H182ZM203 204V205H202ZM206 204V205H205ZM257 205H262L264 204V202H261L258 204L256 203ZM67 205V206H65ZM113 205V206H112ZM135 205V210L133 208V206ZM154 205V206H155ZM187 205V206H186ZM192 205V206H191ZM208 205V206H207ZM243 205V206H241ZM253 206V204H251ZM250 205V206H251ZM28 206V207H27ZM58 206V207H57ZM124 206V207H122ZM126 206V207H125ZM132 206V207H130ZM156 206V207H157ZM175 206V207H174ZM239 206V207H238ZM247 206V207H246ZM255 206V204H254ZM264 206V205H262ZM261 206V207H262ZM38 207V208H37ZM57 207V208H56ZM71 207V208H69ZM73 207H76L73 209L72 211V208ZM113 207V208H112ZM137 207V208H136ZM29 208V209H28ZM63 208H66L67 211L64 212V209ZM116 210H111V209H115ZM140 208V209H138ZM211 208V209H210ZM220 208V209H219ZM227 208V210L225 209ZM240 208V209H239ZM252 208H255V207H252ZM259 208V207H258ZM42 209V210H41ZM56 209V210H54ZM61 209V210H59ZM70 209V210H68ZM121 209L123 211H121ZM128 209V210H127ZM132 209L135 210L133 213H132ZM158 208V210H160ZM176 209V210H175ZM197 209V210H196ZM207 209V210H206ZM227 211H225V210ZM261 209H264V207H262ZM23 210V211H22ZM41 210V211H40ZM45 212H44V211ZM120 210V211H119ZM212 210V211H211ZM22 211V212H21ZM50 211H53L55 213H53L52 215L55 217V218H52V220L54 221V224L55 225H59L60 223V226H62V223L63 226L61 229L65 228L68 229L69 231H66L67 233H64L63 230L59 229L58 227H55V230H53L52 228H49V229H52L51 231L55 232V233H51V231L48 229V226L51 227L48 223V220L49 218H51L50 216L48 217V215H50L52 212ZM111 211L113 213V211L116 213H113L111 214ZM128 211V212H127ZM130 211V212H129ZM142 211V212H141ZM148 211V210H146ZM161 211V210H160ZM244 211V212H243ZM254 211V212H253ZM260 211V209H259ZM21 212V213H20ZM42 212V213H41ZM48 212H50V214H48ZM63 212V213H62ZM189 212V213H188ZM205 212V213H204ZM232 212V213H231ZM236 212V213H235ZM65 213V214H64ZM68 213H71L70 217H68ZM126 213V214H125ZM147 212H145L144 214L146 215ZM173 213V214H172ZM221 213V214H220ZM235 213V214H234ZM73 214L74 216L76 217H73ZM137 214V216H136ZM259 214V215H258ZM0 215H2V211H0ZM23 215V216H22ZM67 215V216H66ZM113 215V217L110 219V217ZM117 215V216H116ZM121 218H120V216ZM124 215V216H123ZM129 215V217H128ZM165 215V214H164ZM163 215V216H164ZM198 215V216H197ZM245 215V216H244ZM115 216V217H114ZM131 216V217H130ZM135 216L134 223H130V218L133 219V217ZM141 218V221H140V218ZM175 216V217H174ZM230 218H228V217ZM18 217V218H17ZM73 217V218H72ZM88 217V218H87ZM91 217V219H90ZM118 217V218H117ZM127 217V218H126ZM166 217H163L166 219ZM188 217V216H187ZM186 217V219H187ZM200 217V218H199ZM220 217V218H219ZM239 217H243V218H239ZM66 218V219H65ZM68 218V219H67ZM69 218H71L70 220L72 221H68ZM75 218V220H77V223L75 221V223H73V219ZM189 218V217H188ZM211 218V219H210ZM214 218V219H213ZM219 220H218V219ZM226 218V219H225ZM238 218V219H237ZM19 219V220H18ZM85 219V220H84ZM105 219L107 221H105ZM119 219V220H118ZM122 219V220H121ZM143 219V220H142ZM169 219V220H170ZM176 219V220H175ZM190 219V218H189ZM236 219L237 221V224L234 225V227H232L233 225H231L232 222H234V220ZM1 220V218H0ZM46 220V221H45ZM91 220V221H90ZM137 220H138V223H137ZM168 220V222H169ZM20 221V222H19ZM42 221V222H41ZM50 221V220H49ZM85 221V222H84ZM88 221V222H87ZM114 221V222H113ZM121 221V222H119ZM126 221L129 222L130 225H128V223H125ZM132 221V220H131ZM144 221V222H143ZM167 221V220H166ZM178 221V220H177ZM214 221V222H213ZM227 223H226V222ZM230 221V222H229ZM36 222V223H35ZM56 222V223H55ZM66 222V223H65ZM91 222V224H90ZM94 222H97V223H94ZM99 222V223H98ZM118 222H119V225L120 227L121 226H127L128 227H131L132 224V228H126L124 226V230L127 232L129 231V235L130 236V241L128 239V242H132L131 244L128 242H126L128 244V246L123 249H117L118 247V241L117 243L115 244L114 242V232H112L113 230H116V232H118V230L121 228H117V226L114 224V223H117L118 225ZM124 222V223H123ZM172 222V221H171ZM190 222V224H191ZM203 222V223H202ZM220 222V223H219ZM250 222H248V227L249 225L251 224ZM255 222V223H256ZM51 223V222H50ZM70 223V224H69ZM88 223V224H87ZM94 223V224H93ZM223 223V224H222ZM225 223V225H224ZM236 223V222H235ZM243 223V222H242ZM255 223H252V225H254ZM259 223V222H258ZM262 223H264V220H262V222L260 223V226L262 225ZM34 224H39V225H34ZM52 224V223H51ZM66 224V225H65ZM73 224L74 227H73ZM112 224V225H111ZM127 224V225H126ZM140 224V225H139ZM144 224V225H143ZM195 224H191L192 228L193 226H195ZM240 226H239V225ZM42 225V226H41ZM54 225V226H55ZM65 225V226H64ZM138 225V227L136 226ZM238 225V226H237ZM257 225V223H256ZM15 226H17L15 228ZM44 226V227H43ZM53 226V227H54ZM70 226L73 228L71 230ZM84 226V227H83ZM88 226V228H87ZM94 226V228H93ZM112 226H116L114 227L115 229H113ZM136 226V228H135ZM142 226V227H141ZM195 226V227H196ZM212 225H210L211 227ZM236 226V232L234 231V228ZM247 226V225H246ZM249 227V228H252V227ZM79 227V228H78ZM82 227V228H81ZM98 227V228H97ZM107 227V228H106ZM112 227V228H111ZM189 227V226H187ZM199 227V226H198ZM196 227V230L197 228ZM204 226H200V230H202ZM207 227V226H206ZM204 227V228H206ZM218 227V226H217ZM224 227V228H223ZM233 229H232V228ZM257 227V226H256ZM255 227V228H256ZM259 227V226H258ZM33 228V229H32ZM45 228V229H44ZM58 228V229H56ZM117 228V229H116ZM134 228V230H133ZM138 228V229H137ZM192 228H190L191 230H193ZM203 228V230H204ZM215 228V227H213ZM211 228V229H213ZM231 228V229H230ZM243 228V227H242ZM261 227H259V230H260ZM3 229V230H2ZM92 229V230H91ZM108 229H113L111 230H108ZM136 229V230H135ZM195 229V228H194ZM241 228H239L238 231H241L240 230ZM254 229V228H253ZM12 230V231H11ZM15 230V231H14ZM46 230V231H45ZM59 230V231H58ZM81 230V231H79ZM87 230V231H86ZM105 230H106V233H105ZM124 230H121L119 235L121 236V234L123 233L122 231ZM185 230V229H184ZM188 230V228H187ZM199 228H198V231L200 232ZM233 230V233H231ZM245 229H242L243 232ZM248 230V229H247ZM246 230V232H247ZM250 230V229H249ZM252 230V229H251ZM250 230V231H251ZM256 230V229H255ZM258 230V228H257ZM254 231V232H258V231ZM35 231V232H34ZM62 231V233H61ZM78 231V232H77ZM186 231V230H185ZM189 231V230H188ZM250 231L248 233H250ZM5 232V231H4ZM60 232V233H59ZM68 232H70L68 234ZM81 232V233H80ZM190 232V231H189ZM228 232V233H227ZM235 232V233H234ZM13 233V234H12ZM51 233V234H50ZM57 233V234H56ZM76 233V234H75ZM78 233V234H77ZM103 233V234H102ZM110 233H113L111 234L112 236L109 238V235ZM118 233H117V240L118 239H123L122 237L118 236ZM140 233V234H139ZM180 233V232H179ZM185 233L184 232V237L182 238L181 235H179L178 233L176 234L177 236H175L176 240H177V237H178V240H177V245L175 246V243H174V252L175 253V257H176V261L175 262L174 260H172L175 264L178 263V264H199L198 263V256L196 257L195 259V255H200L201 254V258L202 260L205 261L206 264H240V262L242 260H239V259H235L234 260V254H230L229 251L227 252L226 250V253L224 251H222L223 253L221 254L222 256L220 257H213L211 256L210 254H208L209 251H207L208 247L205 248H197L195 247L196 249H198L199 251L197 252L195 248L192 247V245L190 244V237H191V232L188 233L190 235V237L188 238V234L187 236H185ZM231 233V234H229ZM33 234V235H32ZM41 234V235H40ZM116 234V233H115ZM124 234V233H123ZM128 233H125L124 235H127ZM182 234V232H181ZM198 234V233H197ZM201 236L203 234L199 233ZM229 234V235H228ZM72 235V238H70ZM81 235V236H80ZM87 235V236H86ZM89 235V236H88ZM124 235H122L124 237ZM133 237H132V236ZM175 235V234H174ZM183 235V234H182ZM200 235H199V238H200ZM227 235V236H225ZM2 236V237H1ZM4 236V237H3ZM10 236V237H8ZM35 236V237H34ZM50 236V237H49ZM53 236V238H52ZM55 236V237H54ZM62 236V237H61ZM75 236V237H74ZM86 236V237H85ZM67 237V238H66ZM174 237V236H173ZM198 237V236H197ZM204 237V236H202ZM232 237V236H231ZM2 238V239H1ZM59 238V239H58ZM63 238V239H62ZM70 241H68L69 239ZM74 238V239H73ZM103 238V239H102ZM112 238H113V242L112 241ZM129 238V237H128ZM230 238V237H229ZM53 241H52V240ZM57 239V240H56ZM79 239V240H78ZM102 239V240H101ZM184 239V240H183ZM189 239V241H188ZM201 239V238H200ZM243 238H241L242 240ZM49 240V241H48ZM82 240V241H80ZM85 240V241H84ZM110 240V241H108ZM174 240V238L172 239ZM179 240L180 243H179ZM202 240H205V239H202ZM224 240V239H223ZM227 240V238H226ZM240 240V241H241ZM246 238H244V241L246 243ZM73 241V242H72ZM116 241V240H115ZM139 241V240H138ZM186 241V242H185ZM200 241V240H199ZM249 241V240H247ZM29 242V243H28ZM48 242V243H47ZM80 242V243H79ZM84 242V243H83ZM87 242V243H86ZM99 242V243H98ZM102 242V243H101ZM109 242V243H108ZM135 242V244H136ZM174 242V241H173ZM173 242H171L170 244H172ZM176 242V241H175ZM202 242V241H201ZM199 242V243H201ZM242 242V241H241ZM250 242V241H249ZM4 243V244H3ZM39 243V244H38ZM44 243V244H43ZM55 243V244H54ZM79 243V244H78ZM105 243V244H104ZM204 243V242H203ZM239 243V242H238ZM53 244V245H52ZM81 244V245H80ZM86 244V245H85ZM125 244V245H127ZM205 244H206V241H205ZM243 244V243H241ZM241 244L239 243V245L241 246ZM55 245V246H54ZM77 245V246H76ZM88 245V246H87ZM111 245V246H110ZM114 245V246H113ZM185 245V246H184ZM201 245H204V244H200ZM246 245V244H244ZM243 245V246H244ZM99 246V248H98ZM104 246V247H103ZM108 246V247H106ZM131 246V247H130ZM137 246V244H136ZM136 246H135V249H136ZM173 246V244H172ZM172 246L170 247V252H172ZM205 246V245H204ZM248 246V248H247ZM251 245H246V248L249 250V252H251L252 254L256 253V250L253 249V247L250 248ZM35 247V248H34ZM47 247V248H46ZM59 247V248H58ZM65 247V248H64ZM72 247V248H71ZM111 247V248H110ZM116 247V248H115ZM129 247V248H128ZM190 247V248H189ZM69 248V249H68ZM75 248L76 251H75ZM86 248V249H85ZM99 250H98V249ZM115 250H112L114 249ZM172 248V249H171ZM176 248V249H175ZM33 249V250H32ZM48 249V250H47ZM73 249V251H72ZM130 249V250H129ZM38 250V251H37ZM52 250V251H51ZM59 250V251H58ZM68 250V251H67ZM82 250V251H81ZM129 250V251H128ZM182 250V251H181ZM66 251V252H65ZM70 251V252H69ZM98 251V252H97ZM111 251V252H109ZM114 251H116L114 253ZM124 251V253L122 252ZM205 251V252H204ZM61 252V253H59ZM87 254L84 255L86 256L84 259H83V254L80 256L81 253ZM103 252V254H102ZM132 252V253H131ZM178 252V253H177ZM181 252V253H180ZM43 253V254H41ZM46 253V255H45ZM53 253V254H52ZM74 253V254H73ZM111 255H110V254ZM115 254V256L113 254ZM173 253V255H174ZM210 253V252H209ZM232 253V252H231ZM50 254V255H49ZM60 254V255H59ZM99 254V255H98ZM109 254V255H108ZM118 254V255H117ZM157 254V252H156ZM172 254V253H171ZM184 254V255H183ZM191 254V255H190ZM220 254V253H219ZM225 254V255H224ZM40 255V257H39ZM56 255V256H55ZM98 257H96V256ZM124 255V256H123ZM127 255V256H126ZM172 255V259H175V257ZM186 255V256H185ZM194 255V257H192ZM217 254H215L216 256ZM232 255V257L230 256ZM26 257V260H25V257ZM32 256V258H31ZM38 256V257H37ZM105 256V257H103ZM111 258H110V257ZM117 258V259H115ZM122 256V257H121ZM183 256V257H182ZM190 256V257H189ZM219 256V255H218ZM44 257V258H43ZM159 253L158 255H155V258L148 264H156L159 260ZM185 257L187 259H185ZM189 257V258H188ZM200 257V256H199ZM42 258V259H41ZM46 258V259H45ZM67 258V259H66ZM98 258V259H97ZM104 258H106V260L104 261ZM121 258L123 260H121ZM215 258V259H214ZM29 259V260H28ZM36 259V260H35ZM51 259V260H50ZM114 259V260H113ZM152 259V258H151ZM260 259L257 258V261ZM15 260V261H14ZM35 260V262H34ZM39 260V261H38ZM62 260V261H61ZM98 260V261H97ZM122 262H120V261ZM128 262H127V261ZM190 260V261H189ZM192 260H193V263H192ZM201 260V261H202ZM262 260V261H261ZM14 261V262H13ZM33 261V262H32ZM38 261V262H37ZM110 261V262H108ZM112 261V262H111ZM240 261V262H239ZM247 262L245 263H250V264H254L252 262H248V260H246ZM260 261L262 262V264H264V259H260ZM18 262V263H17ZM27 262V263H26ZM29 262V263H28ZM53 262V263H52ZM209 262V263H208ZM244 262V259L242 261V263ZM259 262V261H258ZM257 262V263H258ZM204 263V264H205ZM241 263V264H242ZM260 263V262H259ZM140 264V263H138ZM201 264V263H200ZM202 264H203V261H202ZM261 264V263H260Z\"/></svg>",
  "mask_w": 264,
  "mask_h": 264
}]
</instances>
